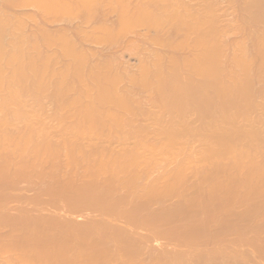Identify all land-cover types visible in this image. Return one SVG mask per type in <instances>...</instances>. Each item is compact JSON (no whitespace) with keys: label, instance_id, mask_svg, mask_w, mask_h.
I'll return each instance as SVG.
<instances>
[{"label":"bare ground","instance_id":"6f19581e","mask_svg":"<svg viewBox=\"0 0 264 264\" xmlns=\"http://www.w3.org/2000/svg\"><path fill=\"white\" fill-rule=\"evenodd\" d=\"M211 1V0H210ZM209 0H0V71H3V73H1L0 72V77H2L1 76V74H6V72H8L9 71V69H11L10 68V66H12V68H14L15 69V67H14V65H22V67L23 66H27V68H24V69H22L21 67H19V69H17V71H15L14 69H11V71H14V72H16V74L15 73H8V74H10V75H8L10 78H11V74H13V75H18V73L17 72H19L20 73V71H18V70H20L21 69V72L22 73H20V76L22 77V79H23V81H22V79L19 81V83L22 81V83L24 84L25 82H24V78H23V76L22 75H24V72L23 71H25L26 72V70L25 69H27V71H29L30 72V74H33L35 71L34 70H36V72H37V69L38 70H40L41 72H37V74H36V72H35V75H39V74H41V79H42V84H44V85H42L40 82V78L39 77H37V79H35L36 77H34L35 75L33 74V76H32V78H31V76H30V74H29V76H26L25 75V78L26 77H28L29 78V81L32 79H34L35 81H36V83L39 81V83H37L38 85V87H40L41 85L42 86H44V89H45V87H46V89H48V90H46V91H49L50 89L51 90H53L54 88L53 87H55L56 88V90L54 89V92L56 91V92H58L59 90V88H64L63 90H64V92H61V93H64L63 94V96H59V97H63L62 99H64L65 97H67V96H69V94H70V92L73 90V89H70L71 91H68L67 89H69L70 87L72 88V87H74V85L75 84H78V86L77 85H75V87H77V89L78 90H76V95H78V97H77V99L76 98H74L75 99V101L73 100V97L75 96L74 94L75 93H73V95L74 96H69L68 98H71V100L70 99H64L66 102H73V103H64V101L61 99H59V101H57V99L59 98H55L56 100L55 101H57L58 102V104L59 105H61V106H59L58 104H57V108L56 109H58L59 107H61V108H59L58 110H60V111H58V112H60L59 114L58 113H56L55 112V114H53V116L54 115H56V114H58L59 116L58 117H60V114H61V112H62V109H63V111H64V108L65 109H72V107H71V105L73 106V108L75 107V103H78L79 105L78 106H76L75 108L76 109H73V110H71V111H69V109L66 111V112H68L69 113V115L71 114V116H67V115H65V114H68V113H62V116H64V117H60L59 119H61L60 121H63L64 119H66L65 118V116L66 117H69V118H72V120H73V117L75 118V120H76V122L75 123H77V128L79 129L78 130V133L79 132H82L81 130H80V128H82V127H80V126H83L84 127V129H83V131L84 132H86L87 133V131H88V129H90L91 128V130H92V132L94 131L95 132V129L94 128H97L98 127V129H99V127L101 126H103V128L105 129V126L104 125H106V127H108L107 126V124H109L110 122H112L113 123V126H110V124H109V126L110 127H114L115 125V127H116V129H119L120 128V126H121V128H120V130H122L123 128L122 127H126V126H128V128L130 129V128H132L130 125V121H129V123H128V117L130 116V119L132 118V116H133V113L130 111L131 109H132V107H130L129 105H131V104H128L129 102V99H127L126 98V96H127V94H124V93H121L120 92V88L118 87L119 86V83L121 82L120 80H122V76L124 75V74H126V76H131L132 78L135 76V78L136 79H138L137 81L139 82V84H141L143 87H146L147 85L148 86H152V87H154L153 89H155L156 90V92H157V95H158V98H159V100H161V101H163L164 103H168V104H175L174 106H175V108H177L176 106L178 105V109H177V112L175 111V113L176 114H178V115H176V114H174L175 116H176V118H178V116H180L179 117V120H180V118H181V116L183 115V113H182V111H183V108L184 107H182V106H186V105H180V103H182L183 102V104H185L186 103V100H185V98L187 97V93H190V94H192L194 91H193V89L195 90V93H193V94H195V96H197V99H198V97H199V99L201 98V100L199 101V99L197 100V101H199L198 103H200L201 101H203V98L205 99V100H207V101H209V100H211V102L209 101V103H213V99H214V95L211 97V99L210 98H208V99H206L208 96H210V95H208L209 93H207V95H206V93H205V91H208L210 88L211 89H213V90H215V95H217L218 97H221L222 95H225L226 93L228 94V95H226V96H228L227 98H229V93L228 92H226L227 91V88L229 87L230 88V85L229 84H225V81L221 78V73L223 74V72H226L227 70H226V68L228 67H226L225 65V59H223V62H221L220 61V58L222 57H224L225 56V53L223 52V54H221L222 52H221V50H224L225 51V49L223 48L222 49V46L221 45H223V40H221V38H223V36H224V38H225V34L223 33L222 34V36H221V38H219V36L221 35V28H224L225 26H226V24L224 25V23L222 24L220 21H224V17L225 16H221V18H220V10H221V8L223 7H219V6H221V5H219L220 3H223L221 0H218V1H213V2H210ZM225 1V0H224ZM239 1V0H238ZM244 1V0H243ZM249 1H251V0H249ZM248 1V2H249ZM257 1V3L253 0V1H251V4H250V6H252L251 8H254L253 7V5H255V10H257V13H259L258 15H259V18H262V19H264V0H256ZM226 2H227V0H226ZM229 2H230V0H229ZM232 2V1H231ZM240 2H241V0H240ZM246 1H244L243 3L245 4V5H247L248 4V6H249V3H245ZM258 2H259V4H258ZM213 3V4H212ZM228 3V2H227ZM232 3H234V2H232ZM232 3H231V5H232ZM256 3V4H255ZM219 6H218V5ZM228 4H230V3H228ZM237 4V3H236ZM241 4V3H240ZM258 4V5H257ZM213 5H217V6H215V7H217L218 8V11H217V9L215 10V9H213ZM224 6H225V4H224ZM24 8H29V9H31L32 11H33V13H30V14H25L24 13V11H23V14H22V12H20L21 11V9L23 10ZM230 8V7H229ZM238 8V7H237ZM244 8V7H243ZM250 8V9H251ZM20 9V11L18 12V10ZM215 10L214 11V13L215 12H217V14H218V16L216 15V17H217V20H214L216 17H213V16H215V14L213 13V10ZM220 9V10H219ZM227 10V9H226ZM231 10H233V9H231ZM230 10V11H231ZM240 10V9H239ZM245 10V9H244ZM247 10H249V9H247ZM204 11H206V12H204ZM222 11H223V8H222ZM222 11H221V15L222 14H224L225 12H223L222 13ZM236 11V10H235ZM250 11V10H249ZM17 12V13H16ZM26 12V11H25ZM31 12V11H30ZM209 12H212L213 14V16L212 15H210L209 16ZM246 12V11H245ZM252 12H254V10L252 11ZM19 13H21V14H19ZM228 13V12H227ZM230 13V12H229ZM228 13V14H229ZM242 13V12H241ZM25 14V15H24ZM233 14V13H232ZM231 14V15H232ZM240 14V13H239ZM258 15H257V17H258ZM236 16V15H235ZM251 16V15H250ZM211 17H213L214 19V21H216V23L212 20V18ZM222 17H223V20H222ZM232 17V16H231ZM237 17V16H236ZM243 17V16H242ZM219 18L221 19V20H219ZM233 18V17H232ZM226 20V19H225ZM236 20V19H235ZM237 20H240V19H237ZM217 21L218 22H220L221 24L220 25H224L223 27H221L220 25H219V23H217ZM226 21H228V20H226ZM248 21V20H247ZM253 21V20H252ZM259 21V20H258ZM239 22V21H238ZM241 22V21H240ZM239 22V23H240ZM245 22H246V20H245ZM262 22V21H261ZM264 22V21H263ZM262 22V23H263ZM233 23V22H232ZM231 23V24H232ZM236 23H237V21H236ZM30 24H34L35 25V28L34 29H31L30 31H28V27H30L29 25ZM216 24H217V26H216ZM229 24V25H228ZM228 24H227V26L226 27H228V31H230V29H229V26H231L230 25V22H228ZM244 24V23H243ZM236 24H234V26H235ZM254 25V24H253ZM252 25V26H253ZM244 26V25H243ZM31 27H33V26H31ZM219 27H220V29H219ZM233 26H231L230 28H232ZM241 28V27H240ZM254 28V27H253ZM259 28V27H258ZM218 29L220 30L219 32H218ZM237 29V28H236ZM224 30V29H223ZM222 30V31H223ZM227 29H225V31H226ZM233 30V29H232ZM231 30V31H232ZM259 30V29H258ZM262 30V29H261ZM225 31H223V32H225ZM228 31H226V32H228ZM230 31V32H231ZM257 31V30H256ZM263 31V30H262ZM174 33V35H173V37H171V33ZM229 32V33H230ZM252 32V31H251ZM254 32V31H253ZM259 32V31H258ZM218 33H220V34H218ZM264 33V32H263ZM227 35V34H226ZM229 35V34H228ZM231 35V34H230ZM259 35V34H258ZM134 37L135 39H133L132 41H129V40H131L130 38L131 37ZM179 36H181V38L179 39L178 37ZM255 37H256V35H254ZM130 37V38H129ZM230 37V36H229ZM247 37V36H246ZM177 38H178V40H177ZM233 38V37H232ZM240 38V37H239ZM254 38V37H253ZM263 38V35L262 36H260V38L258 39V41H259V43H258V45H259V47H261L260 48V51H261V54L260 55H262V57H264V38ZM227 39V37L225 38V40ZM234 39V38H233ZM251 39V38H250ZM257 39V38H256ZM261 39V40H260ZM219 40H220V42L222 43H220L219 42ZM241 40V39H240ZM126 41H128V42H130L129 44H127V42ZM227 42V41H226ZM229 42V41H228ZM123 43H126V45L124 46V47H126V46H131V52L132 51H134V50H136V51H139L138 53H136V52H132V53H134L133 55H135L137 58H138V67H137V71H136V73H134V72H131V71H129V70H131L130 68H129V66L127 65L128 64V61L127 62H124L125 60H121V56L119 55H117V56H114V55H110V56H108L107 54H108V52H107V56L105 57V55L104 56H102V55H100L97 51H94V48H93V46H95V47H100L101 49H102V51L104 50L105 51V49L106 48H112V47H115V46H119V45H121V44H123ZM237 43V42H236ZM233 44H234V42H233ZM238 44H239V42H238ZM227 45V44H226ZM122 46V45H121ZM238 47V52H236V51H234V50H232V51H234L233 53V55L230 57V59L232 60V57H233V60H232V62L233 61H238V62H240V60H241V62L243 63V62H245L244 61V56L246 57V59H247V61L246 62H248V58H247V56H246V54H245V52H248V51H245L242 47L240 48V46H241V44H239V45H237ZM91 47H92V49H91ZM223 47H225V45L223 46ZM121 48V47H120ZM234 48V47H233ZM232 48V49H233ZM98 49V48H97ZM115 49V48H114ZM231 49V48H230ZM239 49H241V50H243L242 52L244 53V55H243V53L241 52V50H240V52H239ZM248 49V48H247ZM257 49V48H256ZM262 49V50H261ZM126 50H127V48H126ZM235 50H236V47H235ZM103 51V52H104ZM113 51V50H112ZM115 51V50H114ZM131 52H129V53H131ZM165 52H167V53H165ZM32 53L34 54L33 56H32ZM104 53H106V51L104 52ZM113 53V52H112ZM176 53V54H175ZM236 53V54H235ZM237 53H239V55H240V53H241V55H243V59H242V56L240 55H238L237 56ZM249 53H250V51H249ZM255 53V52H254ZM259 53V52H258ZM30 55V56H32L31 57V59L30 60H28L29 58L28 57H26L27 58V60L29 61H27V60H25V58H22V57H25V55ZM115 54V53H114ZM121 54V53H120ZM248 54V53H247ZM131 55V54H130ZM222 55V56H221ZM123 56V55H122ZM121 57V58H120ZM129 57V56H128ZM235 57H237V59L235 58ZM241 59H240V58ZM21 58V59H20ZM135 58V57H134ZM221 58V59H222ZM224 58H226V57H224ZM235 58V59H234ZM22 59H24V61H25V63H24V65H23V60ZM227 59H228V57H227ZM239 59V60H238ZM250 59V58H249ZM255 59V58H254ZM253 59V60H254ZM62 60L64 61V62H62ZM128 60H129V58H128ZM243 60V61H242ZM256 60V59H255ZM3 61V62H2ZM20 61H23V62H21L22 64H20ZM28 63H27V62ZM236 61V62H237ZM260 61V60H259ZM263 66H264V58H263ZM63 63V64H61L60 66H58L60 63ZM137 62V61H136ZM238 62L237 63H235V65L236 64H238ZM241 62H240V65H239V67L240 66H243L242 68H244V66H249L250 67V64H249V62L248 63H243L242 65H241ZM256 62H258V61H256ZM2 63H4V66H3V64ZM16 63V64H15ZM27 63V64H26ZM222 63L224 64L222 67H221V65H222ZM251 63V62H250ZM221 64V65H220ZM233 64H234V62H233ZM244 64H246V65H244ZM249 64V65H248ZM9 65V66H8ZM16 65V66H17ZM129 65H130V63H129ZM133 65V64H132ZM235 65H234V67H235ZM261 65V64H260ZM6 66H8V68L6 67ZM17 66V67H18ZM30 66L32 67V69H33V71L31 70V69H29L30 68ZM226 68H225V67ZM237 67H238V65H236ZM4 67H6V71L4 70V69H2V68H4ZM29 67V68H28ZM223 67H224V69H225V71H223L224 69H223ZM232 67V66H231ZM237 67H235V68H237ZM239 67H238V69H239ZM249 67H248V70H251V69H249ZM262 67V66H261ZM128 68H129V70H128ZM246 68V67H245ZM2 69V70H1ZM221 69H223V70H221ZM134 70V69H133ZM240 70H241V68H240ZM245 70H247V69H245ZM257 70V69H256ZM42 71H44V73H42ZM121 71L123 72V73H121ZM223 71V72H222ZM237 71V70H236ZM242 71V73H244V74H246V72L242 69L241 70ZM33 72V73H32ZM113 72V73H112ZM120 72V73H119ZM132 73V74H129V73ZM233 72H234V69H233ZM39 73V74H38ZM232 74V72L231 71H229V74ZM44 74V75H43ZM226 75H228V72L227 73H225ZM235 74V73H234ZM121 75V76H120ZM242 75V74H241ZM4 76H6V75H4ZM225 76V75H224ZM232 76H233V74H232ZM235 76V75H234ZM238 76V75H237ZM244 76V75H243ZM246 76V75H245ZM20 77V78H21ZM34 77V78H33ZM227 77V76H226ZM229 77H230V75H229ZM228 77V78H229ZM3 78H6L7 79V77H3ZM3 78H0L1 80H3ZM12 78L14 79V81L12 80ZM11 79H10V82H12V83H10V85L11 86H7L8 84H7V81L8 80H6L5 79V83L7 84L6 86H3V85H5L4 83H3V81H1L0 80V91H1V93H3L2 92V90L4 89V90H6V96H9V97H7V99L5 98V96H4V98L2 99V101H1V103H3V104H5V105H0L1 107L2 106H4V108L3 109H1V107H0V110H2V111H0V114H1V112L3 113V111H4V109H5V106H10L11 108H12V110H11V113H6V114H4V117H3V115H0V116H2L1 118L2 119H0L1 121L0 122H3V123H0V125L2 124L4 127L5 126H7V125H5V124H9V123H11L12 121H17V120H21L22 118H23V116H24V114H26V116H27V114L29 115V112H30V108H32V106H30V103H29V101H27V99H25V98H21L20 99V95L21 94H18L17 93V91L18 90H16V87L18 88L20 85L22 86V84H18V82H17V80H18V78L19 77H17V76H14V77H12ZM28 78H26V80L28 79ZM31 78V79H30ZM45 80H44V79ZM121 78V79H120ZM131 78V79H132ZM135 78H133V79H135ZM225 80H226V78L225 77H223ZM227 78V79H228ZM231 78H233V77H231ZM230 78V79H231ZM244 78V77H243ZM15 79H17V80H15ZM130 79V80H131ZM132 79V80H133ZM234 79V78H233ZM25 80V81H26ZM31 80V81H32ZM44 80V81H43ZM47 80V81H46ZM223 80V81H222ZM229 80V79H228ZM240 79H238V81H239ZM16 81V85H14L13 84V82H15ZM46 81V82H45ZM79 82V83H77V82ZM123 81H124V79H123ZM233 83L235 82V79H234V81L233 80H231ZM237 80H236V82H238ZM76 82V83H75ZM130 82V81H129ZM228 82H230V81H228ZM35 83V82H34ZM36 83H35V85H36ZM46 83V84H45ZM73 83H75V84H73ZM124 83H125V81H124ZM123 83V84H124ZM232 83V84H233ZM239 83H242V80L241 81H239ZM239 83H237V86H236V83H235V85L233 84V86H232V84H231V86H232V88L231 89H233L234 88V86H236L237 88H239ZM246 83V82H245ZM41 84V85H40ZM51 84V86H53L52 88H49V87H51V86H49V85ZM65 84V85H64ZM66 84H68L67 86H66ZM70 84V85H69ZM80 84H82L81 86H80ZM13 85L14 86H16V87H13ZM19 85V86H18ZM35 85H33V86H35ZM63 85L64 86H66V87H63ZM128 85V84H127ZM191 85V86H190ZM197 87V89H198V87H199V90H198V92L199 91H203L202 93L200 92V95L198 96V92H197V95H196V87ZM249 85H251V84H249ZM40 87V88H36V86L34 87L38 92H40V90H41V92L43 93V87ZM49 86V87H48ZM68 86H70V87H68ZM80 86V87H79ZM85 86V87H84ZM135 86H136V84H135ZM139 86V85H138ZM150 86V87H151ZM193 86L195 87V88H193ZM3 87H5V88H7V89H5V88H3ZM9 87V88H8ZM11 87H13V90H16V91H13L12 90V88ZM23 87H25L26 88V85L25 86H22V89H23ZM84 89V90H82L81 91V93H80V90L79 89H82V88ZM123 87V86H122ZM151 87V88H152ZM189 87H190V89L191 90H188L189 89ZM244 87V86H243ZM242 86H241V88H243ZM20 89H21V87H19ZM18 88V89H19ZM24 88V89H25ZM66 88V89H65ZM188 88V89H187ZM207 88V89H206ZM209 88V89H208ZM228 88V89H229ZM236 88V89H237ZM23 89V90H24ZM129 90L130 89H132V88H128ZM137 89V88H136ZM231 89H229L230 91H231ZM235 89V88H234ZM252 89V88H251ZM254 89V88H253ZM22 90V91H23ZM26 90V89H25ZM58 90V91H57ZM133 90V89H132ZM132 90H131V92H132ZM138 90V89H137ZM143 90V89H142ZM147 90H149V89H147ZM151 91H152V89H150ZM186 90H188V91H190V92H187L186 93ZM212 90V91H213ZM228 90V91H229ZM243 90H245V88L244 89H242V91ZM21 91V90H20ZM28 91H30V89L28 90ZM62 91V90H61ZM127 91V90H126ZM136 91V90H135ZM134 91V92H135ZM191 91H193L192 93H191ZM236 91V90H235ZM24 92H26V91H24ZM32 92H34V91H32ZM60 92V91H59ZM66 92H67V94H66ZM75 92V91H74ZM78 92L81 94V95H79L78 94ZM124 92V91H123ZM144 92V91H143ZM211 92V91H210ZM255 92V91H254ZM0 93V94H1ZM7 93H8V95H7ZM29 93V92H28ZM27 93V94H28ZM47 93H49V92H47ZM46 93V94H47ZM52 93V95L54 94L53 92H51ZM60 93V94H61ZM72 93V92H71ZM127 93L128 94H130V92H128L127 91ZM151 93V92H150ZM217 93V94H216ZM241 93V92H240ZM248 92L246 91V94H247ZM190 94L188 95V97L190 96ZM204 94H205V96H204ZM231 94H233V92L231 93ZM243 94V93H242ZM254 94V93H253ZM3 95H5V94H3ZM19 95V96H18ZM59 95V94H58ZM144 95V94H143ZM220 95V96H219ZM241 95V94H240ZM244 95V94H243ZM32 96H34V95H32ZM44 96V95H43ZM54 96V95H53ZM57 96V95H56ZM65 96V97H64ZM80 96V97H79ZM82 96V97H81ZM142 96V95H141ZM217 96H215V98L217 97ZM248 96V95H247ZM254 96V95H253ZM263 96V95H262ZM19 97V98H18ZM37 97V96H36ZM40 97H41V95H40ZM47 97V96H46ZM88 97V98H87ZM128 100H126L125 98ZM128 97V96H127ZM153 97V96H152ZM217 97V98H218ZM251 97V96H250ZM78 98L80 99H82L83 98V100H79L78 101ZM149 98V97H148ZM157 98V97H156ZM221 98H223L224 99V97H221ZM231 98V97H230ZM4 99H6V100H4ZM20 99V100H19ZM47 99V98H46ZM84 99H86L87 101L85 102V100ZM91 101H90V100ZM92 99H96V100H98L99 101V99L101 100V99H103V100H101V105H107L108 106V104H109V106L110 105H113V108H114V110H111L112 109V107H111V109H109L110 107H107L106 108V110H108L109 112L106 114V110H105V114L103 113V109H101L102 111V113L105 115H102V114H100L101 112H100V109H99V107H100V104H96V105H99V107L98 106H96L94 103L96 102H92ZM187 99V98H186ZM218 99H220V98H218ZM243 99V98H242ZM22 100V101H21ZM24 100H26L25 102H23ZM32 100V99H31ZM36 100H37V98H36ZM73 100V101H72ZM90 102H89V101ZM105 100H107V102L109 101V100H111L112 102L114 101V103L112 104V102L111 101H109V102H111V103H107V102H105L104 103V101ZM148 100V99H147ZM185 100V101H184ZM204 100V101H205ZM230 100V99H229ZM232 100H234V99H232ZM244 100V99H243ZM4 101V102H3ZM6 101V102H5ZM103 101V102H102ZM125 101H127L128 103L126 104V105H124L123 106V104H124V102ZM132 101V100H131ZM204 101L202 102V103H200L201 104V106L203 105V103H204ZM207 101H205V104H206V102ZM221 101V100H220ZM219 101V102H220ZM223 101V100H222ZM39 102H40V100H39ZM38 102V103H39ZM53 102V101H52ZM61 104H60V103ZM64 104H66L67 106L65 107V105H63V103ZM80 102H84V105L82 104V103H80ZM89 102V103H88ZM137 102H139V101H137ZM143 102H145V101H143ZM154 102H155V100H154ZM191 102V101H190ZM226 102V101H225ZM247 102H249V101H247ZM251 102V101H250ZM255 102V101H254ZM261 102V101H260ZM7 103V104H6ZM26 103V104H25ZM29 103V104H28ZM44 103V102H43ZM102 103H104V104H102ZM107 103V104H106ZM126 103V102H125ZM152 103V102H151ZM177 103V104H176ZM189 103V102H188ZM208 103V102H207ZM217 104H218V102H216ZM244 103V102H243ZM23 104H25V106L26 105H29V106H27L26 108H24V105ZM54 104H55V102H54ZM69 104H71L70 106H69ZM80 104H81V107H82V109H79V110H81V113L80 114H82V115H80V114H78L77 115V112L79 111L78 110V108H81V107H79L80 106ZM115 104H117L116 106H115ZM138 104V103H137ZM143 104V103H142ZM150 104V103H149ZM221 104V103H220ZM234 104V103H233ZM256 104V103H255ZM254 104V105H255ZM263 104V103H262ZM12 105V106H11ZM34 105V104H33ZM40 105V104H39ZM46 105V104H45ZM53 105V104H52ZM119 105H122V107H123V109L119 106ZM145 105V104H144ZM193 105H195V104H193ZM243 105H245V104H243ZM242 105V106H243ZM13 106H17V108H19V106H21L22 108H20V109H14V108H16V107H14L13 108ZM41 106V105H40ZM59 106V107H58ZM96 106V107H95ZM115 106V107H114ZM119 106V107H118ZM127 106V107H126ZM128 106H129V108H128ZM138 106V105H137ZM136 106V107H137ZM141 106V105H140ZM150 106V105H149ZM160 106V105H159ZM162 106V105H161ZM173 105H169V107L171 108ZM174 106L170 109L171 111H172V109H173V111H174ZM179 106H180V108H179ZM192 106V105H191ZM214 106H216V105H214ZM231 106V105H230ZM237 106V105H236ZM6 107V108H7ZM28 107H30L29 109H28ZM42 107H43V105H42ZM50 107V106H49ZM64 107V108H63ZM118 107V108H117ZM125 107V108H124ZM142 107V106H141ZM152 107V106H151ZM166 107V106H165ZM182 107V108H181ZM248 106H246V108H247ZM264 107V106H263ZM9 108V107H8ZM10 108V109H11ZM51 108H52V106H51ZM102 108V107H101ZM127 108L129 109V111L131 112V114L130 113H128V111H127ZM144 108V107H143ZM160 108V107H159ZM185 108H187V106L185 107ZM189 108H190V106H189ZM188 108V109H189ZM203 108V107H202ZM216 108H218L217 106H216ZM232 108V107H231ZM244 108V107H243ZM13 109L14 110H17V111H19L20 113H21V115H20V113H19V116H21L20 117V119H17L18 117L17 116H15V115H17L18 113H16V112H14L13 111ZM21 109H23L22 111H21ZM24 109H26V110H29V112L28 111H26V113L24 112L25 110ZM48 109V108H47ZM96 109H99L98 110V112H97V110ZM126 110L125 111V114H123V110ZM157 109V108H156ZM180 109V110H179ZM181 109H182V111H181ZM191 109V108H190ZM196 109H197V107H196ZM195 109V110H196ZM248 109V108H247ZM35 110H36V107H35ZM40 110H41V108H40ZM76 110H78L77 112H76ZM110 110H111V112H112V114L114 113V112H116V111H118V110H122L121 111V113L118 111V113H115V116H117L118 118H116L115 117V119H114V117H109L110 115L111 116H114V115H112V114H109L110 113ZM116 110V111H115ZM138 110V109H137ZM145 110V109H144ZM164 110V109H163ZM184 110H187V109H184ZM192 110V109H191ZM199 110V109H198ZM205 110V109H204ZM216 110V109H215ZM235 109H233V112H232V114H229V116H228V118H230L229 120H227L226 118H224L223 119V126H224V124H226L227 122L229 123V125H228V123H227V125L229 126V129L231 130V128L233 127H235V126H233L232 125V122H233V120H234V122H235V124L234 125H237L234 129L232 128V132H230V130L228 129V126H226V127H224V128H226V129H223L226 133H223L224 135H225V137L226 136H229V135H231L232 134V137L231 136H229V138H230V140L228 139V137H227V139L229 140V142H228V140H227V144L229 143V145H227L226 143H225V141H226V138H224V136L222 137V134H221V137H220V139L218 138V139H214L213 137H210L211 139L213 138L214 139V145L216 144V146H217V144H222V149H224L225 151L226 150H229V154H228V152H227V154L225 153L224 154V152H222L224 155H222L221 154V152H220V150H222L220 147H218L217 146V150H219V152H218V154L216 153L217 152V150H216V155H215V158H217V157H219V154L221 155L220 157H219V161H220V159H221V157L223 156L224 158H222V159H224L225 160V158H230V162H231V160H233V161H236L237 162V160H239V159H237L238 157L240 158V162H241V160H245L246 159V161H252V159L251 160H249V158H253L254 159V156L255 155H253V153L251 152V154L250 155H252V156H250L249 155V149L248 148H250V146H248L247 144L249 143V145H251V147H253L252 146V144H250V143H252V141L254 142V143H256L255 142V138H257V137H259V136H257L256 137V135H258L259 134V132H258V134L256 133L258 130L257 129H255V131H253L254 129H252L253 127L251 126V125H249V122H246L247 123V125L246 126H244L243 127V123H242V127L243 128H241V126H240V124H237L238 123V121H237V114H238V116H241L243 113V110H242V114L240 115V113H237V112H235L234 111ZM245 110V109H244ZM37 111V110H36ZM39 111V110H38ZM50 111V110H49ZM114 111V112H113ZM133 111H134V109H133ZM139 111V110H138ZM143 111V110H142ZM142 111H141V114H143L142 113ZM147 111V110H146ZM145 111V112H146ZM155 111V110H154ZM156 111H158V110H156ZM173 111H172V113H173ZM181 113H180V112ZM190 111V110H189ZM201 111V110H200ZM217 111V110H216ZM226 111V110H225ZM239 111H240V108H239ZM10 112V111H9ZM24 114H23V113ZM33 112V111H32ZM32 112H30L31 113V115L29 116V117H33L34 118V116H33V114L34 113H32ZM71 112V113H70ZM76 112V113H75ZM136 112V111H135ZM140 112V111H139ZM144 112V111H143ZM148 112H150V111H148ZM147 112V113H148ZM164 112V111H163ZM183 112H186V111H183ZM191 112V111H190ZM207 112V111H206ZM223 112V111H222ZM234 112L235 113H237L236 115H234ZM255 112V111H254ZM259 112V111H258ZM38 114L39 112H35V114ZM42 113H43V110H42ZM52 113V112H51ZM127 113V114H126ZM155 113V112H154ZM195 113H197V112H195ZM199 113V112H198ZM212 113V112H211ZM225 113V112H224ZM231 113V112H230ZM9 114V115H8ZM11 114H13L12 116H14L15 117V120L14 119H12V118H10L11 117ZM36 114V116H35V119L37 120V124H36V126L34 125V123H33V120H32V122H31V120L29 121L28 119H30V118H28V119H24L25 121L26 120H28L30 123H33V125H30V123L28 122L27 123V127L30 125V127H29V129H31V127L33 128V129H31V130H34V127H35V129H36V127L38 126V125H40L41 123H45V122H41L42 121V119H44V118H46V117H44V118H42L41 119V117H40V119H39V117H37V116H39V115H37ZM77 116H76V115ZM98 114H100L101 115V118L102 117H105L104 119L102 118V120H103V122H104V124L102 123V120H101V118H100V115H98ZM117 114V115H116ZM121 114V116H119ZM130 114V115H129ZM150 114V113H149ZM160 114H161V112H160ZM167 114H170V112L169 113H167ZM166 114V115H167ZM182 114V115H181ZM205 114V113H204ZM227 114V113H226ZM47 115V114H46ZM52 115V114H51ZM95 115H97L98 116V118L97 119H99V120H101V121H97V120H94V119H96V117H95ZM109 115V116H108ZM122 115H124V117L126 116V115H128V116H126L127 118V122L125 121V119H123L122 118ZM132 115V116H131ZM137 115V114H136ZM171 115V114H170ZM174 115H173V117H174ZM186 114H184V116H182V121H179V120H177L176 122H178L179 121V123H176V125H175V122L173 123V125H172V127L170 126V124L169 125H166V126H169V127H166L165 129L163 128V127H161V129L159 128V131L160 130H162L161 131V133H157L160 137H161V135H162V137H164L165 136V138H167V137H169L170 136V134H169V136H167L165 133H167V132H169V133H171V135L173 136H171V137H169V138H167V141H165V143L164 144H160V146L162 147V148H164V147H166L165 149H167V148H169V149H174V151H173V149L172 150H169V149H167V150H169V153H170V151H171V153H170V155L171 154H173L174 153V155H172L171 156V158H167V157H170V156H165L166 158L165 159H169V160H167V162H170L171 160L170 159H173L172 157H174L175 155H177L176 153L178 152H180L179 151V149L180 148H182V147H180V148H178L181 144H182V142H184V140H185V138L188 136H191V135H187L186 134V132L188 131L187 129H189V127H188V122H186L187 124H184L183 122H185V120H186V116H185ZM193 115V114H192ZM214 115V114H213ZM221 115V114H220ZM223 115V114H222ZM231 115H232V117H236L235 119L234 118H232L231 117ZM234 115V116H233ZM245 115H246V113H245ZM244 115V117H246ZM7 116H10V117H8V118H10V119H8V118H6ZM26 116H25V118H26ZM40 116H42V115H40ZM57 116V115H56ZM81 116H83L84 118H86V116L88 117V116H90V117H88V118H86V119H82L83 117H81ZM91 116H93V117H95V118H93V117H91ZM106 116H108L107 117V119H111V120H107L106 119ZM145 116V115H144ZM148 116V114L146 115V117ZM150 116V115H149ZM152 116H154V115H152ZM243 116V115H242ZM249 116H251V115H249ZM258 116V115H257ZM13 117V118H14ZM37 117V118H36ZM43 117V116H42ZM78 117V118H77ZM80 117V118H79ZM154 117H159V115L158 116H154ZM162 117V115L159 117V118H161ZM185 117V118H184ZM220 117V116H219ZM222 117V116H221ZM225 117V116H224ZM243 117V121H246V120H244L245 118ZM248 117V116H247ZM55 118V117H54ZM57 118V117H56ZM91 118H93V119H91ZM149 118V117H148ZM164 118V117H163ZM167 118V117H166ZM171 118V117H170ZM184 118V119H183ZM195 118V117H194ZM204 118V117H203ZM203 118H201V119H203ZM6 119H8V121L10 120V122H8ZM38 119H39V122H38ZM52 119V118H51ZM50 119V120H51ZM82 119V120H81ZM117 119V124L115 123L116 121H114V120H116ZM119 119H121V120H123V121H125L124 122V124H125V126H122V124H119V123H121L120 121H119ZM133 119H134V117H133ZM155 119V118H154ZM187 119H188V117H187ZM212 119V118H211ZM217 119V118H216ZM232 119V120H231ZM247 119V118H246ZM254 119V118H253ZM36 120L34 121V122H36ZM41 120V121H40ZM79 120H81L80 121V123H79ZM83 120L84 121H86V122H83ZM88 120V121H87ZM92 120H94V122L96 121V127H94V123H93V126H91V127H89V125H91L92 124ZM106 120L107 121H110L109 123H107L106 122ZM138 120V119H137ZM151 120H153V119H151ZM150 120V121H151ZM174 120H176L175 118H174ZM184 120V121H183ZM198 120V119H197ZM214 120V119H213ZM218 120V119H217ZM252 120V119H251ZM44 121V120H43ZM49 121V120H48ZM57 121V120H56ZM59 121V120H58ZM91 121V122H90ZM141 121V120H140ZM159 121H160V119H159ZM159 121L157 122V123H159ZM165 121H167V120H165ZM170 121H172V119L170 120ZM187 121V120H186ZM190 121L191 120H189V123H190ZM201 121V120H200ZM199 121V122H200ZM216 121V120H215ZM215 121L214 122H212V125H213V123H215ZM220 121H221V118H220ZM247 121H248V119H247ZM5 122V123H4ZM83 122V123H82ZM88 122V124H86ZM90 122V123H89ZM132 122V121H131ZM143 122V121H142ZM149 122V121H148ZM147 122V123H148ZM156 122V121H155ZM198 122V121H197ZM226 122V123H225ZM233 122V123H234ZM14 123V122H13ZM70 123H71V121H70ZM82 123V124H81ZM98 123H100L99 125H98ZM107 123V124H106ZM123 123V122H122ZM126 123H127V125H126ZM170 123V122H169ZM193 123V122H192ZM202 123V122H201ZM58 124V123H57ZM79 124V125H78ZM81 124V125H80ZM83 124H85V126L83 125ZM103 124V125H102ZM150 124V123H149ZM197 124V123H196ZM208 124V123H207ZM206 124V125H207ZM209 124L211 125V123H210V121H209ZM216 124V123H215ZM220 124V123H219ZM1 125V126H2ZM10 125V124H9ZM42 125V124H41ZM41 125H40V127L38 128V129H36V130H38V131H36V132H39V133H41V129H44V125H42V127H41ZM47 125L49 126V124H48V122H47ZM61 125V124H60ZM59 125V127L61 128V126ZM76 125V124H75ZM133 125V124H132ZM148 125V124H147ZM161 125V124H160ZM187 125V126H186ZM194 125H195V123H194ZM210 125H209V127H210ZM0 126V128H4V127H1ZM34 126V127H33ZM151 126V125H150ZM149 126V127H150ZM156 126H157V124H156ZM159 126V125H158ZM158 126H157V128H158ZM215 125H213V127H214ZM222 126V127H223ZM232 126V127H231ZM251 128H250V127ZM26 127V126H25ZM47 127V126H46ZM54 127V126H53ZM59 127H57V128H59ZM63 127V126H62ZM66 127V126H65ZM80 127V128H79ZM88 127V128H87ZM94 127V128H93ZM135 127V126H134ZM155 127V126H154ZM186 127H188V128H186ZM194 127V126H193ZM196 127V126H195ZM200 127V126H199ZM205 127V126H204ZM237 127L239 128L238 130H237V132H238V134H239V132L240 133H242V135L245 133V136H242V135H240V136H242V137H245V139H246V142L245 141H243V140H245L244 138H243V140H242V142H245L244 144H246L245 146H248V147H246L245 148V146H243L242 148L239 146V148H238V144H240V143H238L237 141V145H235L236 144V142H234V141H232L233 139H236L235 137L237 136V132L235 133L234 131H236V129H237ZM246 127H248V129L246 130ZM41 128V129H40ZM51 129V126L50 127H48V129ZM59 128V129H60ZM71 129L72 128V126L71 127H67V128H65V129ZM87 128V129H86ZM142 128H144V127H142ZM153 128V127H152ZM163 128V129H162ZM192 128V127H191ZM216 126L214 127V130L213 129H211V130H213V131H211L210 132V130H209V132H210V136H211V133H212V136H213V133L215 134V132L216 131H218L219 130V128L217 127L216 129ZM221 128V127H220ZM241 128V129H240ZM261 128V127H260ZM262 128H263V126H262ZM45 129H47V128H45ZM44 129V130H45ZM47 129V130H48ZM65 129H63L64 131H65ZM98 129H96V131L98 130ZM115 129V128H114ZM141 129V128H140ZM218 129V130H217ZM250 129H252V131L251 132H249L250 131ZM264 129V128H263ZM262 129V130H263ZM2 130V129H1ZM10 130V129H9ZM22 130V129H21ZM43 130V131H44ZM53 130H54V128H53ZM61 130V129H60ZM63 130H61V131H59V132H62L65 136H66V133L67 132H71L72 130H73V128H72V130L71 131H63ZM77 130V129H76ZM87 130V131H86ZM91 130H89L88 131V133L89 132H91ZM101 130H102V128H101ZM106 130V129H105ZM124 130V129H123ZM153 130V129H152ZM151 130V131H152ZM163 130L165 131L164 133H163ZM187 130V131H186ZM192 129H189V133L191 134V131ZM207 130V131H208ZM216 130V131H215ZM222 130V131H223ZM229 130V131H228ZM234 130V131H233ZM246 130V132H244ZM257 130V131H256ZM28 131V130H27ZM35 131V130H34ZM50 131V133H51V135H50V137L52 136V132L54 133V132H56V131H52V129L51 130H49ZM100 130H98V135H99V141L101 140V135H100V132H99ZM103 131V130H102ZM118 131V130H117ZM127 131V130H126ZM158 131V132H159ZM203 131V130H202ZM223 131V132H224ZM230 132V133H228V132ZM260 131V130H259ZM1 132H4V130L3 131H1ZM0 132V137H2L3 136V138H2V141H0L1 142V144L4 142H6V143H10V145H12L11 144V142H10V140L8 141L7 139H8V136L7 137H5L6 135H3V133H1ZM7 133H9V131H6ZM13 132V131H12ZM23 132H24V129H23ZM33 131H30V133H32ZM76 133H77V131H75ZM75 132H73V133H75ZM91 132V133H92ZM94 132L92 133V134H86V133H84L85 134V136H84V134L82 135V133L80 134H74V135H81V137H77V138H75V137H73L74 135H72L71 134V137H69V136H67V139L68 138H71L70 140L68 139L67 141L68 142H70V143H68L70 146H72L71 148L72 149H74V147L75 148H77L78 146H79V144L80 145H83V144H85L86 143V140H88V139H90L89 141H92V143L93 142H95V143H97V142H99V141H97L96 142V140H97V138L96 137H98V135L97 136H95L94 137V135H96L97 133L95 132V134H94ZM104 132H106L107 133V131H104ZM120 132V131H119ZM145 132V131H144ZM181 132H183V133H185L186 135V137L184 136V134H183V137H181L182 136V134H181V136L179 135ZM187 132V133H188ZM193 132V131H192ZM208 132V133H209ZM249 132V133H248ZM255 132V133H254ZM5 133V132H4ZM34 133V132H33ZM32 133V134H33ZM38 133V134H39ZM47 134V137L46 138H48V135H49V133H48V131L46 132ZM127 133H128V131H127ZM140 133V132H139ZM143 133V132H142ZM179 137L180 136V139L182 138V140H180V141H182V142H180L179 140H178V137L176 136V141H175V139H174V143H173V145L174 144H176L178 141V143L174 146V147H172V145H171V147L172 148H170L169 146H167V145H169L170 144V138H171V140H173L172 138H175L174 137V135L175 134ZM178 133V134H177ZM203 134L205 133V131H203L202 132ZM207 133V132H206ZM208 133H207V136H208ZM220 133V132H219ZM6 134V133H5ZM25 134H27V132L25 133ZM43 134H45L44 132H43ZM60 134V136L61 137H63V135L61 134V133H59ZM58 134V131H57V135H59ZM102 134H103V132H102ZM129 134V133H128ZM161 134V135H160ZM196 134V133H195ZM198 134H199V132H198ZM201 134V133H200ZM217 134V133H216ZM233 134H234V136H233ZM235 134H236V136H235ZM10 135V134H9ZM21 135V134H20ZM37 135V134H36ZM46 135H44V136H46ZM67 135H70L69 133H67ZM87 135H88V138H85V142H84V137H87ZM126 135V134H125ZM157 135V136H158ZM164 135V136H163ZM202 135V134H201ZM218 135V134H217ZM40 136H41V134H40ZM54 136V135H53ZM64 136V137H65ZM84 136V137H83ZM103 136V135H102ZM143 136V135H142ZM148 136V135H147ZM159 136H158V138H159ZM194 136V135H193ZM215 136V135H214ZM239 136V135H238ZM10 137V136H9ZM21 137H23V136H21ZM25 137V136H24ZM27 137V136H26ZM23 138V139H21V140H23V142H24V144H23V142L21 141V143H22V145L23 146H20V145H18L19 144V142L16 144V146H14V147H17V148H22V150L21 149H15L16 150V152H17V150H19L20 152L21 151H23L22 153L23 154H25L24 153V150L26 151V150H28V148H30L29 146L31 145V144H29V146L28 147H26V145L28 144V143H30V141H29V137H27V138H29V139H27V138ZM38 137V136H37ZM37 137H36V139H37ZM60 137V138H61ZM63 137V138H64ZM89 137H92V138H89ZM96 138L95 140H92V139H94V138ZM152 137V136H151ZM197 137V136H196ZM200 137V136H199ZM217 137V136H216ZM66 138V137H65ZM73 138H75V141H77V140H81V138H82V140L83 141H79L80 143L78 144L77 142V144H78V146L76 145V143H73V144H71L72 142H74L73 140ZM79 138V139H78ZM104 138V137H103ZM120 138H121V136H120ZM210 138H206L207 140H209ZM222 138H224L225 139V141L222 139ZM239 138V137H238ZM238 138H237V140H238ZM241 138V137H240ZM261 137H259L258 139H260ZM14 139H16V138H14ZM35 139V138H34ZM39 139H42L41 137L39 138ZM129 139H132V138H129ZM138 139V138H137ZM222 139V140H221ZM232 139V140H231ZM242 139V138H241ZM241 139H239V140H241ZM258 139H256V141H258ZM5 140H7V141H5ZM19 140V139H18ZM26 140V141H25ZM31 140V139H30ZM43 140V139H42ZM51 140V139H50ZM58 140V139H57ZM111 140V139H110ZM128 140V139H127ZM136 140V139H135ZM140 140V139H139ZM142 140V139H141ZM178 140V141H177ZM221 141V142H216V141ZM262 140V139H261ZM29 141V142H28ZM45 141H47V139L45 140ZM66 141V142H67ZM117 141V140H116ZM170 141V142H169ZM186 141V140H185ZM224 141V142H223ZM230 141H232V143H235L233 146L230 144L231 142ZM15 142V141H14ZM42 142V141H41ZM58 142V141H57ZM64 142V144H65V139H63V141L61 142V143H63ZM120 142V141H119ZM138 142V141H137ZM140 142V141H139ZM173 142V141H172ZM171 142V143H172ZM209 142V141H208ZM212 142V141H211ZM259 142V141H258ZM20 143V144H21ZM26 143V144H25ZM31 143H32V141H31ZM47 143V142H46ZM55 143V142H54ZM87 143L89 144V142L87 141ZM86 143V144H87ZM103 143V142H102ZM105 143V142H104ZM136 143V142H135ZM144 143V142H143ZM167 143H169V144H167ZM189 143V142H188ZM0 144V145H1ZM38 144H41L40 142H38ZM121 144V143H120ZM119 144V145H120ZM132 144H134V143H132ZM139 144V143H138ZM142 144V143H141ZM167 144V145H166ZM180 144V145H179ZM199 144V143H198ZM211 144V143H210ZM213 144V143H212ZM225 144V146H223ZM244 144H242V145H244ZM5 144H3V146H4ZM42 145H44V146H46L47 144H43L42 143ZM66 145V144H65ZM65 145H62L63 147H65ZM68 145V146H69ZM77 147H76V146ZM95 146H96V144H94ZM94 145H92V147L94 146ZM118 145V146H119ZM162 145H164V147L162 146ZM231 145V146H230ZM241 145V144H240ZM262 145V144H261ZM3 146H2V148L0 149V150H2V152L1 153H3L2 155H6V154H8L9 152H5V148H3ZM40 146V145H39ZM43 146V147H44ZM48 146H49V148H52L49 144H48ZM48 146H46V147H48ZM106 146H107V144H106ZM128 146V145H127ZM144 146V145H143ZM193 146H194V144H193ZM234 146H236V149H238V150H235V147ZM254 146H256V145H254ZM23 147H25V148H27V149H24ZM32 147V146H31ZM37 147V146H36ZM41 147V146H40ZM43 147H41V148H43ZM46 147H44V148H46ZM80 147V146H79ZM79 147H78V149H79ZM83 147L84 146H81L80 147V150L81 149H83ZM104 147V146H103ZM129 147V146H128ZM133 147V146H132ZM145 147H146V145H145ZM153 147V146H152ZM152 147H150V148H152ZM185 147V146H184ZM187 148H188V146H186ZM197 147V146H196ZM40 148V149H41ZM43 148V149H44ZM62 148V147H61ZM67 149L69 148V150H71L70 149V147H66ZM139 148V147H138ZM140 148H141V146H140ZM150 148L147 150L146 148H144V149H146V153L148 152H150L149 154L151 155L150 157H151V160H152V157H153V159H155L157 156H160L159 154H161V152L162 151H159V150H155L154 149V147L152 148V150L154 149L157 153H159V154H157L155 151V153L156 154H153V156H152V154L151 153H154V152H151L152 150H150ZM176 148V149H175ZM177 148H178V151H177ZM206 149H207V147H205ZM205 148H198V149H201V150H204ZM219 148V149H218ZM226 148H229V149H226ZM231 148H233L236 152H235V154H233V152H234V150L233 149H231ZM241 148V150H242V152H241V150H239ZM260 148H262V147H260ZM4 149V150H3ZM39 149V147H37V151H39L40 150ZM66 149V150H67ZM77 149V150H78ZM88 149V148H87ZM94 149V148H93ZM124 149H126V150H128L126 147L124 148ZM132 148H130L129 150H131ZM134 149V148H133ZM186 149V148H185ZM193 149V148H192ZM195 149V148H194ZM205 149V150H206ZM215 149H216V147H215ZM244 149H246V150H244ZM247 149H248V151H247ZM252 148H250V151H252L251 150ZM8 151H10L9 149H7ZM14 150V151H15ZM31 150V149H30ZM29 150V151H30ZM46 150H49V149H47L46 148ZM46 150H42V152L43 151H46ZM55 150V149H54ZM69 150H67V152L69 151ZM76 150V149H75ZM85 150V149H84ZM84 150H81V151H79L80 153H81V155H82V157L80 156V153L78 154L79 155V157H81V158H78L79 160H81V162H82V164L84 165V162H85V160L87 161V160H90V159H88V155L86 154V152L84 151ZM97 150H99V149H97ZM113 150V149H112ZM117 150V149H116ZM121 150V149H120ZM128 150V151H129ZM137 150H139V149H137ZM137 150H135L134 149V154H136V151ZM188 150V149H187ZM205 150L203 151V152H201L200 151V153H199V155H198V157L200 156V154L202 153V155L203 154H205L206 153V155L208 156L209 155V149H207L208 150V152L209 153H207V150H206V152H205ZM233 150V152L231 153V155H232V157H231V155H230V152ZM256 150V149H255ZM255 150H254V148H253V151L255 152ZM4 151V152H3ZM28 151V152H29ZM32 151V150H31ZM41 151V150H40ZM39 151V152H40ZM72 151V150H71ZM71 151H69V152H71ZM118 151V150H117ZM123 151V150H122ZM122 151H120L121 153H123V154H125L124 156L121 154V156H119V154H120V152L118 151V153L117 152H115V155L116 154H118L117 156H115V157H117V158H115L114 157V153L112 154V153H110V154H107L108 156L106 157V155H105V157L107 158V160H108V158L110 159L112 156L115 158H113V159H111V160H108L109 161V163H111V165L113 164L114 165V163H112L114 160L116 161L117 159V163H118V161L120 162V161H122V160H119V158H130V156L133 154L132 152V154L131 155H129L128 157H126V153H128V151H126V153H124V152H122ZM144 151V150H143ZM142 151V152H143ZM163 151H166V150H163ZM237 151H238V153H237ZM239 151H240V153H239ZM244 151V152H243ZM12 152V151H11ZM10 152V153H11ZM27 152V151H26ZM39 152H33V153H31V154H34V153H36V155L34 154V157L36 156V158H37V154H39ZM47 152V151H46ZM53 153V151H50V153ZM85 152V153H84ZM90 152V151H89ZM110 152V151H109ZM188 152H189V150H188ZM191 152V151H190ZM249 152V153H248ZM0 153V154H1ZM13 153V152H12ZM19 153V152H18ZM49 153V152H48ZM74 153H77V152H75L74 151ZM101 153V152H100ZM103 153V152H102ZM139 153H140V155H141V151L139 150L138 151V154L137 155H139ZM144 153V152H143ZM148 153L147 154H145L144 153V155H148ZM169 153H167V154H169ZM186 153H187V151H186ZM185 153V154H186ZM243 153V154H242ZM244 153H247V155H246V157H249V158H246L245 157V155H244ZM261 153V152H260ZM16 154V153H15ZM14 154V155H15ZM28 154V153H27ZM41 154V153H40ZM69 154H71V153H69ZM73 154V153H72ZM133 154V156L135 157L134 158V160L132 159L133 157L131 156V158L130 159H132V160H129V162L130 163H132V164H134V166L136 167L137 165H135V164H137V163H134V161H138V160H140L139 159V157H137L138 159L136 160V156ZM166 154V153H165ZM182 154V153H181ZM190 154H192V153H190ZM236 154H238L237 155V157H236ZM241 154L242 155H244V156H241ZM2 155H0L1 157H2ZM9 155V154H8ZM20 155H22L21 153H20ZM44 155V157L47 155L46 153L45 154H43ZM43 155L41 156V155H38V158H39V156H41V158L43 157ZM49 155V154H48ZM51 155V154H50ZM68 155V154H67ZM87 155V156H86ZM93 155V154H92ZM100 155V154H99ZM104 155V154H103ZM139 155V156H140ZM154 155H156V157L154 156ZM163 155V154H162ZM194 155V154H193ZM229 155V156H228ZM233 155H235V157H233ZM249 155V156H248ZM52 156V155H51ZM54 156V155H53ZM70 156V155H69ZM68 156V157H69ZM84 156V157H83ZM91 156V155H90ZM178 156V155H177ZM177 156H176V158H177ZM186 156L187 155H184V157L186 158ZM195 156V155H194ZM193 156V157H194ZM204 156V155H203ZM217 156V157H216ZM263 156V155H262ZM1 157H0V159H1ZM6 157V156H5ZM26 157V155L24 156V158ZM33 157V158H34ZM43 157V158H44ZM48 157V156H47ZM50 157V156H49ZM74 157H76L75 159H73V156H72V159L73 160H75V161H77V156L76 155H74ZM101 157V158H100ZM104 156L102 157V155H100L99 156V160H96L98 163H100L102 160H103V162H104V164H103V162H101V164H99V165H97L98 163L97 162H95V161H93V162H95V163H97V164H94L93 162H92V165H95V166H92V168L90 169V170H92V169H94V171H95V173L97 172V171H100V170H97L96 171V169H95V167L96 166H99V168H101V166H103L102 168H105L104 166L106 165L107 166V164H109V163H107V161H104V159L103 158H105ZM161 157V156H160ZM164 157V156H163ZM183 156H182V160H183V158H184ZM192 157V158H193ZM242 157H244L243 159H241ZM258 157V156H257ZM259 157H261V156H259ZM9 158V157H8ZM8 158H6V159H8ZM10 158H12V157H10ZM16 158V157H15ZM35 158V159H36ZM37 158V159H38ZM53 158V157H52ZM90 158V157H89ZM92 158V157H91ZM97 158V157H96ZM106 158H105V160H106ZM143 159H145L144 158V156L142 157ZM148 158H149V156H148ZM199 158H201V157H199ZM205 158V156L204 157H202L201 159L203 160V161H201V164L203 163V162H205V161H208L209 163H211V157H209L208 156V159H207V157H206V160L204 159ZM5 158H3V159H1L0 160V162L2 163H0V169L2 170L3 168H4V166H5V164L4 163H9V162H6L7 160H6ZM18 159H21V158H18ZM70 159V158H69ZM98 159V158H97ZM100 159H102L101 161H100ZM157 159L158 160H160V158H158L157 157ZM161 159L163 160L164 158H162L161 157ZM174 159H175V157H174ZM173 159V160H174ZM179 159V158H178ZM187 159H191V157L190 158H186V161L185 162H183V164L181 163V161H178V162H180V163H178V164H182V166L180 167L179 166V168H182L183 167V165L185 164H187L188 166H189V164L190 163H192V162H190V163H188V160ZM194 159V158H193ZM198 159V158H197ZM201 159H199V160H201ZM210 159V160H209ZM235 159V160H234ZM237 159V160H236ZM29 160V159H28ZM34 160V159H33ZM40 160V159H39ZM51 160V159H50ZM53 160V159H52ZM59 160V158L57 159V161ZM71 160V159H70ZM79 160H78V162H79ZM94 160V159H93ZM113 160V161H112ZM124 160H126V159H124ZM122 161L123 162V167H122V165L119 163V166L117 167V166H115V167H117L118 169V171H116V170H114V172H117V173H114V174H112V173H110L111 171V169H109L108 171H109V175H108V171L107 172H104L103 171V173H101V174H104L105 173V176H106V173H107V175L109 176L108 177V179L110 178V174H111V176L113 177V175L115 176V175H119V176H116V178H118L119 180H120V183L122 184V181H121V178H123L124 177V175H126V173L124 174L123 172L126 170V172H128L127 171V168L125 169V166H126V164L128 163V161L126 162V164H125V161ZM149 160H150V158H149ZM158 160H152L151 162H153V164L152 165H154L155 163L154 162H157ZM172 160V161H173ZM181 160V159H180ZM195 160V159H194ZM198 160V165H199V163H200V161ZM2 161H5L4 163L2 162ZM31 161V160H30ZM69 161V160H68ZM75 161H73L72 162V160L70 161V162H72L73 164H74V162ZM84 161V162H83ZM110 161H112V162H110ZM114 161V162H115ZM146 161V160H145ZM161 161V160H160ZM159 161V162H160ZM171 161V162H172ZM192 161V160H191ZM216 161H217V163H218V158L216 159ZM232 161V162H233ZM260 161V160H259ZM262 161V160H261ZM18 162H20V161H18ZM26 162L28 163V161L26 160ZM37 162H38V160H37ZM47 162V161H46ZM78 162H75V163H77L78 164ZM107 164H106V163ZM115 162V163H116ZM140 162H142V160L140 161ZM139 162V163H140ZM143 162H144V160H143ZM142 162V163H143ZM147 162V161H146ZM150 162V161H149ZM151 162H150V164L149 165H151ZM164 162V161H163ZM170 162V163H171ZM236 162H234V163H236ZM239 162V161H238ZM237 162V163H238ZM34 163H36V162H34ZM59 163V162H58ZM86 163H90V161H88V162H86ZM85 163V164H86ZM130 163H128V164H130ZM206 163V162H205ZM205 163H203V165L205 164ZM208 163V164H209ZM242 163V162H241ZM258 163V162H257ZM11 164V163H10ZM55 164V163H54ZM72 164V165H73ZM124 164H125V166H124ZM127 164V165H128ZM132 164H131V166L130 167H132ZM178 164H177V166H178ZM201 164L199 165V166H201ZM207 164V163H206ZM220 164V163H219ZM239 164V163H238ZM237 164V165H238ZM246 164H247V162H246ZM252 164H254L255 165V162L254 161H252ZM8 165V164H7ZM31 165V164H30ZM64 165V164H63ZM90 165H91V163H90ZM121 165V166H120ZM142 165V164H141ZM141 165H139L138 167H139V170L137 171L138 173L137 174H139V171L142 169L140 166ZM145 164H143L142 166H144ZM146 165H148V163L146 164ZM157 165H160V163L158 164V162H157ZM170 165V164H169ZM192 165H194V164H192ZM215 165H216V163H215ZM254 165H252L253 167H254ZM259 165V164H258ZM264 165V164H263ZM24 166H25V164H24ZM39 166V165H38ZM53 166V165H52ZM55 166V165H54ZM58 166V165H57ZM71 166V165H70ZM77 166V165H76ZM110 165H108L107 166V168H110L109 167ZM129 166V165H128ZM156 165H154V167H155ZM161 166V165H160ZM188 166L186 167V166H184L185 168H186V170L188 169ZM198 166V167H199ZM211 166V165H210ZM235 166H236V164H235ZM238 166H241V164H239ZM260 166V167H259ZM259 166H255L254 168H261V170L263 171L264 170V167L263 166H261V165H259ZM18 167V166H17ZM94 167V168H93ZM129 167V168H130ZM149 167V166H148ZM151 167V166H150ZM153 167V166H152ZM154 167H153V170H154ZM197 167V166H196ZM197 167V168H198ZM212 167V166H211ZM210 167V168H211ZM222 167V166H221ZM224 167V166H223ZM251 168V169H254V168ZM29 168V167H28ZM107 168H105L106 170H107ZM123 168V169H122ZM128 168V169H129ZM137 168V167H136ZM141 168V169H140ZM147 168V167H146ZM156 168V167H155ZM185 168H183L184 169V171H186L185 170ZM189 168H191V164H190V167ZM194 168H195V166H194ZM194 168H193V166H192V171H194ZM196 168V169H197ZM201 168V167H200ZM240 168V167H239ZM250 168V167H249ZM5 169H7V168H5ZM9 169H10V166H9ZM31 169V168H30ZM57 169V168H56ZM71 169V168H70ZM79 169V168H78ZM83 169H85V168H83ZM125 169V170H124ZM138 169V168H137ZM173 169V168H172ZM171 169V170H172ZM175 169V175L177 176H174V177H176L177 179H178V174L179 175H182V172H183V170H182V172H181V174H180V169H178V171H179V173H177V170H176V168H174ZM257 169H255V171L254 172H256L257 171ZM15 170H17V169H15ZM22 170H23V168H22ZM25 170V169H24ZM124 170V171H123ZM133 170H134V172L136 171L135 170V168H133ZM133 170H130V171H132L131 173H133ZM189 170V169H188ZM187 170V171H188ZM245 170V169H244ZM243 170V171H244ZM248 170V169H247ZM261 170H259V171H257V172H259V173H257L258 175L260 174H263V172H261ZM31 171V170H30ZM39 171V170H38ZM61 171V170H60ZM73 171V170H72ZM93 171V170H92ZM94 171L93 172H91L92 174L94 173ZM142 171V170H141ZM140 171V172H141ZM198 171H200V170H197V173H198ZM211 171V170H210ZM0 172H2V171H0ZM19 172V171H18ZM23 172V171H22ZM56 172V171H55ZM58 172V171H57ZM89 172V171H88ZM100 172H102V170L100 171ZM100 172L98 173V174H100ZM119 172V173H118ZM143 172V171H142ZM141 172V173H142ZM174 172V171H173ZM202 172V171H201ZM204 172H205V170H204ZM254 172L251 170V174L252 175H254ZM5 172H2V174H4ZM20 173V172H19ZM24 173H26L25 171H24ZM36 173V172H35ZM94 173V174H95ZM122 173L124 174V175H122ZM141 173H140V175H141ZM144 173H145V171H144ZM143 173V174H144ZM148 173H150V172H148ZM147 173V174H148ZM170 174H172V171L171 172H169ZM169 173H167V174H169ZM184 173V172H183ZM200 173V172H199ZM238 173V172H237ZM240 173V172H239ZM238 173V174H239ZM255 173V174H256ZM15 174V173H14ZM97 174V173H96ZM95 174V175H96ZM97 174V175H98ZM128 174H129V172H128ZM127 174V175H128ZM174 174V173H173ZM185 174V173H184ZM231 174V173H230ZM245 174V173H244ZM1 175V174H0ZM13 175V174H12ZM19 175H21V174H19ZM33 175V174H32ZM55 175V174H54ZM58 175V174H57ZM59 175H60V173H59ZM89 175H90V172H89ZM126 175V176H127ZM132 176H134V175H136V174H131ZM157 175H158V173H157ZM157 175H154V176H157ZM161 175H163V174H161ZM212 175V174H211ZM233 175V174H232ZM251 175V176H252ZM27 176V175H26ZM48 176H49V172H48ZM77 176V175H76ZM91 176H93V175H91ZM121 176H123V177H121ZM124 177V184L126 185H128V184H130L135 178H136V176H138V175H136V176H134V178H133V180L131 179V181H130V178L128 179V177L130 176V175H128V177ZM143 176V175H142ZM164 176V175H163ZM167 176V175H166ZM173 176V175H172ZM172 176H170V177H172ZM184 175H182V176H179L180 177V179L183 177ZM201 176V175H200ZM247 176V175H246ZM254 176H256V175H254ZM1 177H3L2 175H1ZM0 177V178H1ZM8 177H10V176H8ZM34 177V176H33ZM111 177V178H112ZM139 177V176H138ZM149 177V176H148ZM207 177V176H206ZM228 177V176H227ZM261 177V179H262V177L264 178V175H262V176H260ZM21 178V177H20ZM40 178V177H39ZM46 178H48V177H46ZM64 178H66V177H64ZM63 178V180L65 181V179ZM93 178V177H92ZM101 178H102V176H101ZM111 178H110V181H111ZM114 178V177H113ZM113 178H112V181L114 182V180H113ZM116 178H114V179H116ZM125 178H127V179H125ZM132 178V177H131ZM156 178V177H155ZM163 178H165V177H161L160 179H162L163 180ZM209 178V177H208ZM229 178V177H228ZM233 178H235V177H233ZM258 178V177H257ZM35 179V178H34ZM52 179V178H51ZM54 179H56V178H54ZM67 179H69V178H67ZM80 179V178H79ZM82 179V178H81ZM138 179V178H137ZM152 179V178H151ZM172 179V178H171ZM195 179V178H194ZM217 179V178H216ZM245 179V178H244ZM261 179H260V181H261ZM3 180V179H2ZM38 180V179H37ZM62 180V181H63ZM71 180V179H70ZM78 180V179H77ZM102 180V179H101ZM107 180V179H106ZM119 180H116V181H118V183H119ZM126 180V181H125ZM129 180V181H128ZM166 180L167 181H169L170 180V178L169 177H166ZM165 180V181H166ZM179 180V179H178ZM208 180V179H207ZM223 180V179H222ZM250 180V179H249ZM259 180V179H258ZM257 180V183L259 182ZM72 181V180H71ZM80 181V180H79ZM81 181H84V180H81ZM86 181V180H85ZM109 181V180H108ZM116 181H115V183H116ZM128 181V182H127ZM164 181V182H165ZM173 181V180H172ZM181 181V180H180ZM179 181V183H181ZM185 181V180H184ZM194 181V180H193ZM264 181V180H263ZM263 181H261L262 183H263ZM4 182H5V180H4ZM34 182V181H33ZM35 182H36V180H35ZM67 182V181H66ZM103 182V181H102ZM113 182H111V183H113ZM176 182V181H175ZM240 182H241V180H240ZM245 182V181H244ZM247 182V181H246ZM261 182L259 183V184H261ZM7 183H9V182H7ZM23 183V182H22ZM49 183V182H48ZM54 183V182H53ZM56 183H58V182H56ZM55 183V184H56ZM63 183V182H62ZM68 183V182H67ZM73 183V182H72ZM93 183V182H92ZM95 183V182H94ZM119 183V184H120ZM158 183V182H157ZM167 183H169V182H167ZM177 183V182H176ZM249 183V182H248ZM255 184H256V182H254ZM0 184H2V182L0 183ZM50 184V183H49ZM54 184V185H55ZM65 184V183H64ZM75 185H76V183H74ZM86 184V183H85ZM99 184V183H98ZM104 184V183H103ZM109 184V183H108ZM107 184V185H108ZM123 184V185H124ZM132 184V183H131ZM164 184V183H163ZM172 184H175V183H172ZM178 184V183H177ZM185 184V183H184ZM201 184V183H200ZM209 184V183H208ZM264 184V183H263ZM5 185V184H4ZM15 185H17V184H15ZM31 185V184H30ZM70 185V184H69ZM71 185H73V184H71ZM88 185V184H87ZM145 185V184H144ZM150 185V184H149ZM161 185V184H160ZM165 185V184H164ZM170 185V184H169ZM168 184H167V186H169ZM176 185V184H175ZM174 185V186H175ZM186 185H188V184H186ZM191 185H193V183L191 184ZM225 185V184H224ZM257 185V184H256ZM12 186V185H11ZM14 186V185H13ZM20 186V185H19ZM36 186V185H35ZM111 186V185H110ZM154 186H155V188H157V186L154 184L153 185V187H152V185H151V187L154 189ZM170 186H172V185H170ZM173 186V187H174ZM202 186V185H201ZM229 186V185H228ZM247 186H248V184H247ZM251 186V185H250ZM261 186V185H260ZM18 187V186H17ZM38 188H39V186H37ZM47 187V186H46ZM63 187V186H62ZM105 187V186H104ZM118 187V186H117ZM125 187V186H124ZM145 187V186H144ZM160 187V186H159ZM214 187V186H213ZM256 187V186H255ZM263 187V189H264V185L262 186ZM262 187H260V189L262 188ZM13 188V187H12ZM45 188V187H44ZM73 188V187H72ZM91 188V187H90ZM93 188H95V186L93 187ZM108 188V187H107ZM122 188V187H121ZM136 188V187H135ZM152 188L150 189V190H152ZM162 189H163V187H161ZM166 188V189H165ZM169 188H171V187H164V189H163V191L165 190H167V192H165V193H168V192H170L171 190H169ZM248 188H250V187H248ZM259 188V187H258ZM1 189V188H0ZM29 189V188H28ZM31 189V188H30ZM37 189V188H36ZM40 189V188H39ZM61 189V188H60ZM75 189V188H74ZM80 189V188H79ZM89 189V188H88ZM113 189H115V188H113ZM158 189V188H157ZM174 188H172V191L174 192L175 190H173ZM175 189H177V187L175 186ZM188 189V188H187ZM193 189V188H192ZM202 189V188H201ZM209 189V188H208ZM216 189V188H215ZM262 189V190H263ZM54 190V189H53ZM67 190V189H66ZM91 190H92V188H91ZM100 190V189H99ZM102 190V189H101ZM100 190V191H101ZM107 190V191H106ZM104 192H109V190H110V188L109 189H106ZM126 190V189H125ZM142 190V189H141ZM159 190V189H158ZM250 190V189H249ZM262 190H260V191H262ZM1 191V190H0ZM62 191H64V190H62ZM67 191H69V190H67ZM111 191V190H110ZM124 191V190H123ZM148 191V190H147ZM157 191V190H156ZM156 191H155V196H156ZM163 191H162V193H163ZM217 191V190H216ZM241 191H242V189H241ZM264 191V190H263ZM263 191L262 192H259V193H263ZM34 192V191H33ZM55 192V191H54ZM57 192H59V191H57ZM88 192V191H87ZM86 192V193H87ZM93 192V191H92ZM96 192V191H95ZM114 192V191H113ZM144 192H146V191H144ZM201 192H203V191H201ZM239 192V191H238ZM257 192V191H256ZM1 193H3V192H1ZM6 193V192H5ZM9 193V192H8ZM12 192H10V194H11ZM91 193V192H90ZM94 193V192H93ZM99 193H101V192H99ZM116 193V192H115ZM123 193V192H122ZM122 193H121V195H122ZM128 193V192H127ZM158 193H159V191H158ZM165 193H163V194H165ZM171 193V192H170ZM169 193V194H170ZM188 193V192H187ZM251 193H254V192H251ZM32 194V193H31ZM34 194V193H33ZM38 194V193H37ZM53 194V193H52ZM59 194V193H58ZM75 194V193H74ZM96 194V193H95ZM95 194H94V196H95ZM147 194V193H146ZM150 194H154V191H153V193H152V191L150 192L149 191V194H148V196H149V198H151V195ZM162 194V195H163ZM181 194H183V193H181ZM194 194V193H193ZM218 194V193H217ZM222 194V193H221ZM229 194V193H228ZM250 194V193H249ZM258 194V193H257ZM21 195V194H20ZM67 195V194H66ZM88 194H86V195H84V197H81L78 201H77V203H76V206H78V208H88V210H93V212L94 211H97L96 213H98V212H100L99 214H97L98 216L100 215L101 216V214H102V216L103 215H108V216H111V217H115L117 220L118 219H121V218H124V219H126L127 220V222H129V224H130V222H137L139 225L141 224V225H144V226H149V228H150V226H153V225H156V224H159L158 222H160V220H159V218H158V220L159 221H157V218L155 219L154 217H156L155 215H156V213H155V215H154V217H152L153 216V214L151 215V214H149V215H143L142 213H140V212H138L139 210H138V208H137V214H135L134 212H133V210H135V209H133L132 210V207L133 206H135L136 207V205L138 204L139 205V203L138 202H136V205H134V203L133 204H131L130 202H128V203H130V205L128 204V206H126V205H124V206H122L121 205V203L120 204H118V202H120V201H118V199L117 200H115V201H109V200H106L105 198L102 200H100L101 202H96V201H94V200H92L93 199V197L91 198V195H88ZM97 195V194H96ZM110 195V194H109ZM136 195V194H135ZM157 195H159L160 196V194H157ZM166 195V194H165ZM184 195V194H183ZM185 195H187V194H185ZM204 195V194H203ZM215 195V194H214ZM240 195H241V193H240ZM8 196V195H7ZM6 196V197H7ZM12 196H13V194H12ZM18 196V195H17ZM23 196V195H22ZM24 196H26V195H24ZM49 196H52V195H49ZM56 197H59V196H57V194L55 195ZM73 196V195H72ZM76 196V195H75ZM86 196V197H85ZM93 196V195H92ZM146 196V195H145ZM154 196V195H153ZM152 196V197H153ZM182 196V195H181ZM199 196V195H198ZM213 196V195H212ZM15 197V196H14ZM13 197V198H14ZM61 197H62V195H61ZM66 197V196H65ZM77 197H78V195H77ZM96 197V196H95ZM99 197H101V195L99 194ZM105 197H107L106 195H105ZM119 197H122V196H119ZM162 197V196H161ZM164 197V196H163ZM178 197V196H177ZM202 198H203V196H201ZM219 197H221V196H219ZM257 197V196H256ZM17 198H19V197H17ZM27 198V197H26ZM48 198V197H47ZM114 198V197H113ZM125 198V197H124ZM145 198V197H144ZM148 197L147 198H145V200L144 199H142V201L141 202H143V204H142V206L144 205V203L145 202H147V200L149 199ZM155 198V197H154ZM153 198V199H154ZM179 198V197H178ZM223 198V197H222ZM239 198V197H238ZM248 198V197H247ZM4 199V198H3ZM16 199V198H15ZM37 199V198H36ZM70 199V198H69ZM110 199V198H109ZM136 199V198H135ZM152 199V200H153ZM166 199H167V197H166ZM204 199H205V197H204ZM35 200V199H34ZM46 200V199H45ZM50 200V199H49ZM52 200V199H51ZM51 200H50V202H51ZM59 200H60V198H59ZM63 200V199H62ZM72 200V199H71ZM113 200V199H112ZM133 200V199H132ZM155 200V199H154ZM164 200V199H163ZM163 200L161 201V202H163ZM202 200V199H201ZM210 200V199H209ZM237 200V199H236ZM0 201H2V200H0ZM8 201H12V200H8ZM23 201H25V200H23ZM31 201V200H30ZM64 201V200H63ZM62 201V202H63ZM127 201V200H126ZM134 201V200H133ZM140 201V200H139ZM150 201V200H149ZM190 201V200H189ZM203 201V200H202ZM5 202V201H4ZM56 202H57V200H56ZM65 202V201H64ZM67 202V201H66ZM122 202V201H121ZM186 202V201H185ZM59 203V202H58ZM74 203V202H73ZM187 203V202H186ZM188 203H190V202H188ZM233 203V202H232ZM237 203V202H236ZM251 203V202H250ZM254 203V202H253ZM6 204V203H5ZM33 204H34V202H33ZM72 204V203H71ZM167 204H169V203H167ZM194 204V203H193ZM192 204V205H193ZM197 204H199V203H197L196 202V204L195 205H197ZM213 204H215V203H213ZM257 204V203H256ZM262 204V203H261ZM35 205H37V204H35ZM39 205V204H38ZM63 205H65L64 203H63ZM63 205L61 206V207H63ZM67 205V207H68V204H66ZM66 205L64 206L65 208H64V210L65 211H73L74 210V206H72V207H70V204H69V207H70V209L69 208H67L66 207ZM137 205V206H138ZM156 205V204H155ZM0 206H1V204H0ZM46 206V205H45ZM141 206V205H140ZM145 206H146V204H145ZM40 207V206H39ZM60 207V208H61ZM134 207V208H135ZM175 207V206H174ZM177 207V206H176ZM184 207V206H183ZM201 207H202V204H201ZM201 207H199V209H202ZM219 207V206H218ZM257 207V206H256ZM5 208V207H4ZM36 208V207H35ZM56 208V207H55ZM77 208V209H78ZM181 208V207H180ZM186 208V207H185ZM190 208V207H189ZM205 208V207H204ZM227 208V207H226ZM231 208H232V206H231ZM22 209H23V207H22ZM26 209V208H25ZM43 209V208H42ZM63 209V208H62ZM72 209V210H71ZM76 209V210H77ZM160 209H161V207H160ZM166 209V208H165ZM164 209V210H165ZM176 209V208H175ZM183 209V208H182ZM196 209V208H195ZM239 209V208H238ZM2 210V209H1ZM6 210H8V209H6ZM10 210V209H9ZM17 211H18V209H16ZM56 210H58V209H56ZM171 210V209H170ZM198 210V209H197ZM225 210V209H224ZM37 211V210H36ZM42 211V210H41ZM142 211H143V209H142ZM153 211V210H152ZM203 211V210H202ZM240 211V210H239ZM3 212H5V209H4V211ZM9 212V211H8ZM28 212V211H27ZM31 212V211H30ZM38 212V211H37ZM64 212V211H63ZM78 212V211H77ZM82 212V211H81ZM133 212V213H132ZM190 212V211H189ZM199 212H200V210H199ZM206 212H208V211H206ZM205 212V213H206ZM222 212V211H221ZM24 213V212H23ZM69 213V212H68ZM75 213V212H74ZM147 213V212H146ZM145 213V214H146ZM164 213H165V211H164ZM258 213V212H257ZM7 214V213H6ZM18 214V213H17ZM21 214V213H20ZM54 214V213H53ZM81 214V213H80ZM91 214H93V213H91ZM160 214H161V212H160ZM174 214V213H173ZM172 214V215H173ZM198 214V213H197ZM260 214V213H259ZM2 215V214H1ZM23 215V214H22ZM21 215V216H22ZM25 215V214H24ZM23 215V216H24ZM52 215V214H51ZM50 215V216H51ZM86 215V214H85ZM243 215V214H242ZM3 216V218L2 217H0V221H2L3 219H6V218H4V215H2ZM20 216V215H19ZM20 216V217H21ZM22 216V217H23ZM26 216V215H25ZM25 216L23 217V218H19L18 220H19V222H20V226H17V227H20V228H22V230H26L27 229V226H35L34 225V223H32V222H35V223H37L36 222V220H37V218H36V220L35 219H32L31 221H30V219H28L27 220V222H25L26 220H25ZM44 216V215H43ZM59 216V215H58ZM161 216V215H160ZM162 216H164V215H162ZM210 216V215H209ZM254 216V215H253ZM252 216V217H253ZM10 217V216H9ZM42 217V216H41ZM60 217V216H59ZM66 217H68V216H66ZM82 217H83V215H82ZM110 217V218H111ZM167 217H169V216H167ZM184 217V216H183ZM199 217V216H198ZM227 217H228V215H227ZM238 217V216H237ZM243 217V216H242ZM254 217H256V218H254V219H259V220H264V215L262 216V214H261V216L260 215H255ZM2 218V219H1ZM13 218H15L14 216H13ZM50 219L52 218V216L51 217H49ZM62 218V217H61ZM108 218V217H107ZM170 218V217H169ZM171 218H172V216H171ZM176 218V217H175ZM189 218V217H188ZM193 218V217H192ZM209 218V217H208ZM246 218V217H245ZM250 218V217H249ZM11 219V218H10ZM23 219V221L25 222H23V221H21V220ZM49 219V220H50ZM55 219V221L57 220L54 216H53V219L50 221V222H47L46 224V226H49V223H53V226H50V228L49 227H46L45 225L43 226L44 228H43V230H42V228H41V233L40 234H42V235H40L39 234V236L38 237H40V239L43 241L44 240V245L45 246H47V247H49L50 249H46L47 250V252L45 251V252H43V254L41 253L42 251V249L40 248L39 249V246H37V248H36V245H31L30 243L32 242V239H34V238H32V237H34V236H31V234L32 235H34V232L32 233V231L31 232H29V231H22V232H25L26 234V238L24 239V242H25V240H26V242H27V244L29 245H26V247H24V248H21V250H19L18 251V254L17 253H15V252H12L13 250H14V247H15V245L16 244H18L19 243V241H17L15 238V236L16 235H14L15 233L14 232H16V233H18V234H20L21 235V230L20 229H15L16 227H14V229L15 230H13V229H8V230H11V231H14L13 233H12V237H15V238H12L11 236L9 237L7 234H6V236H8V237H6L5 238V240L3 241V239H1L2 240V242L0 243V252L2 253L3 251H9V249L10 248H13V250L11 251L12 253H15V256H12V257H16L17 255H19L18 257H16V259L17 260H15V261H17V263L19 262V260L18 259H20V260H22L21 261V263L20 264H38V262L37 261H39V264H40V261H41V259H43V260H47L48 258H49V256H50V258L53 256V258L55 257H57V256H60L59 257V259L58 258H56L58 261H56V263H54V261H53V263L54 264H57V262L58 263H60V264H106V263H111L110 262V258H108L109 256L111 257V260H113L114 259V257H117L118 258V256H119V260L121 259L123 262H124V260L125 259H123V258H125V257H123V256H127L129 259H133L134 257H138V255H139V258H136L135 260L133 259V261H138L137 259H139V261L141 260L140 259V257H142V250H143V248H144V246L142 247V245H144V244H140V242H138L137 240L138 239H136V238H134V240H133V236H132V234H130V233H132V232H130L129 234L130 235H128V236H132L131 238H132V240L130 239V237H125L124 238V233L122 234V233H120L118 230L116 231L115 230V232H116V235L117 236H114L113 237V234L112 235H110V232H108V231H106V229L108 230V228H106V227H103V228H99V227H94L93 225H89V226H83V228L82 227H78V228H73L71 225H70V223L68 222V223H62L61 224V222H60V224L61 225H59L58 226V221L57 222H55V221H53ZM173 219H174V217H173ZM204 219V218H203ZM223 219V218H222ZM232 219V218H231ZM39 220H41V222H42V224H45V222H46V220L47 221H49L47 218H46V220L44 221V219H39ZM43 220V221H42ZM113 220V219H112ZM163 220V219H162ZM165 220V219H164ZM170 220V219H169ZM180 220H181V218H180ZM189 220V219H188ZM188 220H186V221H188ZM220 220V219H219ZM7 221V219L4 221L3 220V222H6ZM13 221H14V219H13ZM68 221V220H67ZM66 221V222H67ZM89 221V220H88ZM96 221V220H95ZM101 221V220H100ZM99 221V222H100ZM116 221V220H115ZM119 221V220H118ZM185 221V220H184ZM185 221V222H186ZM191 221V220H190ZM193 221H194V218H193ZM213 221V220H212ZM218 221V220H217ZM217 221H215V222H217ZM239 221V220H238ZM243 221H244V218H243ZM252 221V220H251ZM250 221V222H251ZM3 222H0V225H5V223H3ZM7 222H10L11 223V221H7ZM44 222V223H43ZM57 223V225L55 224V223ZM62 222H63V220H62ZM65 222V221H64ZM81 222V221H80ZM87 222V221H86ZM108 222V221H107ZM117 222V221H116ZM155 222V223H154ZM157 222V223H156ZM189 222V221H188ZM209 222V221H208ZM222 222V221H221ZM224 222V221H223ZM223 222H222V224H223ZM237 222V221H236ZM255 222V221H254ZM3 223V224H2ZM9 223V224H10ZM27 223V224H26ZM29 223H32V225H29ZM78 223V222H77ZM83 223H84V221H83ZM136 223V224H137ZM165 223V222H164ZM167 223H170V222H167ZM180 223V222H179ZM179 223H177V224H179ZM184 223V222H183ZM210 223V222H209ZM263 224H264V221L262 222ZM42 224H41V226H42ZM108 224V223H107ZM132 224H134V223H132ZM138 224H137V226H138ZM161 224H162V222H161ZM174 224V223H173ZM172 224V225H173ZM194 224V223H193ZM204 224V223H203ZM202 224V225H203ZM221 224V223H220ZM240 224H242V223H240ZM263 224L262 225H258V226H256V222H255V224H253V225H255L256 227H253L252 228V230L253 231H260V230H262L263 231V229H264V226H263ZM7 225H8V223H7ZM11 225V224H10ZM10 225H8V226H10ZM50 225H52V224H50ZM54 225H55V227H54ZM62 225H64V226H62ZM97 225V224H96ZM116 225V224H115ZM114 225V226H115ZM164 225V224H163ZM176 225V224H175ZM197 225V224H196ZM195 225V226H196ZM199 225V224H198ZM209 225V224H208ZM224 225V224H223ZM225 225H227V224H225ZM238 225H239V223H238ZM247 225V224H246ZM38 226V224L35 226V227H32V228H36ZM41 226H38L37 228L38 229H40V227ZM132 226V225H131ZM222 226V225H221ZM231 226V225H230ZM243 226H245V225H243ZM249 226V225H248ZM263 226V227H262ZM26 227V228H25ZM112 227V226H111ZM135 227V226H134ZM153 227H155V226H153ZM157 227V226H156ZM161 228V225H159L158 226V228ZM163 227V226H162ZM176 227V226H175ZM174 226H167V229L169 230V231H167V233H169V234H174L175 235V237H176V234H180L181 236H183L185 239V243H187L186 245H188L187 247L188 248H193V249H187V250H184V251H182V252H176V251H172V254H171V256L170 255H167V258H169V259H165L164 258V260L167 262V264H264V243H257V240H256V242L255 241H253V240H248V239H237V240H234V241H236V243L233 241V245H235L236 247L238 246L240 249H237V248H235V246H231L230 245V247L229 248H227L226 246H224V247H226V248H216V249H213V247H212V249L210 250H206L205 252L204 251H202L203 253H201V251L200 252H197L199 249H195V248H197L196 247V245L198 244V243H200V244H202L201 242H202V240H204V242L206 241V242H209V243H211L212 241L214 242V240H216L217 239V241L219 240L217 237L218 236H220L221 235V233L222 232H220L219 231V229H220V227L219 226H217V225H215V226H213V227H211L210 228V230H206L205 228L204 229H200V226L197 228V227H194L193 226V228H191V229H189L187 232H186V230H183V231H178V229H179V227L181 228V225L179 226L178 225V229H177V227L175 228ZM223 227H225V226H223ZM252 227V226H251ZM36 228V229H37ZM49 229V230H52V233H49V232H47V231H49V230H47V229ZM60 228V229H59ZM105 228V229H104ZM117 228V227H116ZM115 228V229H116ZM122 228V227H121ZM164 228H165V226H164ZM207 228V227H206ZM236 228V227H235ZM235 228L233 229V230H235ZM240 228V227H239ZM44 229H45V231L48 233H46V235L47 236H45V231H44ZM114 229V228H113ZM135 229V228H134ZM140 229V228H139ZM157 229V228H156ZM187 229V228H186ZM222 229V228H221ZM224 229H226V228H224ZM229 229V228H228ZM238 229V228H237ZM54 230V231H53ZM119 230H120V228H119ZM132 231H133V228L131 229ZM130 230V231H131ZM181 230V229H180ZM243 230H244V228H243ZM128 231H129V229H128ZM161 232L162 230H158V232ZM164 231V230H163ZM162 231V232H163ZM166 231V230H165ZM165 231H164V233H165ZM207 231V232H206ZM225 231H231V229L230 230H225ZM239 232L241 231V230H238ZM247 231V230H246ZM251 231V230H250ZM4 232H5V230H4ZM7 232V231H6ZM124 232V231H123ZM156 232V234H157V231H155ZM160 232L158 233V234H160ZM249 232V231H248ZM264 232V231H263ZM9 233V232H8ZM120 233V234H119ZM154 233V232H153ZM163 233V234H164ZM166 233V234H167ZM227 233V232H226ZM229 233L230 232H228V236H229ZM232 233V232H231ZM235 233V232H234ZM252 233V232H251ZM22 234H24V233H22ZM28 234H29V236H28ZM36 234V233H35ZM136 234V233H135ZM236 234V233H235ZM235 234H233V235H231V236H235ZM249 234V233H248ZM252 234H254V233H252ZM256 234V233H255ZM254 234V235H255ZM2 235H4V234H1L0 236H2ZM125 235H127L126 233H125ZM161 235V234H160ZM177 235V236H178ZM242 235H246L247 236V234H244V232H243V234ZM251 235V234H250ZM250 235H248V237L250 236ZM257 235H258V233H257ZM22 236H24V235H22ZM31 236V237H30ZM44 236H45V239H44ZM109 236H112L113 237V240H111V238L109 237ZM172 236V235H171ZM226 236V235H225ZM237 236V235H236ZM18 237H20V236H18ZM28 237H29V240H28ZM43 237V238H42ZM47 237V238H46ZM221 237H224V236H221ZM227 237V236H226ZM245 237V236H244ZM251 237H253V236H251ZM31 238V239H30ZM143 238H144V236H143ZM165 238V237H164ZM228 238H230V237H228ZM228 238H225V239H227V240H225V241H227V242H225V241H223V240H221V241H223L224 243H228ZM238 238V237H237ZM250 238V237H249ZM15 239V240H14ZM21 239V238H20ZM166 239V238H165ZM178 239H179V237H178ZM181 239V238H180ZM221 239V238H220ZM235 239H236V237H235ZM23 240V239H22ZM45 240H47V242H45ZM152 240V239H151ZM156 240H157V238H156ZM259 240H260V238H259ZM264 240V239H263ZM182 241V240H181ZM200 241V242H199ZM159 242V241H158ZM165 242V241H164ZM213 242H212V245L213 246H215V243L213 244ZM218 242H220V241H218ZM230 242V241H229ZM263 242V241H262ZM151 243V242H150ZM161 243V242H160ZM179 243V242H178ZM223 243V244H224ZM230 243H232V242H230ZM242 243H247V244H251V245H254V247L252 246V248H249V249H245V248H242ZM32 244H33V242H32ZM55 244V245H54ZM171 244V243H170ZM222 244V243H221ZM229 244V243H228ZM247 244H245V246L247 245ZM22 245V244H21ZM51 245H52V247H53V249H52V247H51ZM56 245H57V248H56ZM154 245V244H153ZM175 245V244H174ZM179 245V244H178ZM183 245V244H182ZM251 245H249V246H251ZM20 246V245H19ZM30 246H32L31 248L33 249V250H31V248H30ZM190 246V247H189ZM198 246V245H197ZM203 246H204V243H203ZM207 246H211V245H207ZM220 246V245H219ZM223 246V245H222ZM244 246V247H245ZM16 247H18V246H16ZM22 247H23V245H22ZM27 247H29V249L27 248ZM36 249H35V248ZM110 247V248H109ZM167 247V246H166ZM179 247V246H178ZM200 247V246H199ZM206 247V246H205ZM216 247V246H215ZM248 247V246H247ZM57 250H56V249ZM120 250V252L122 251L123 252V254H125V255H123V254H121V253H117V251H118V249ZM207 248V247H206ZM211 248V247H210ZM115 249L117 250L116 251V253H117V255L116 254H114L113 255V252L112 251H114V253H115ZM151 249V248H150ZM11 250V249H10ZM53 250V251H52ZM110 250H112V251H110ZM158 250V249H157ZM157 250H156V252H157ZM162 250V249H161ZM160 250V251H161ZM169 250H170V248H169ZM6 251V252H7ZM147 251V250H146ZM155 251V250H154ZM163 253L165 254L166 253V250H165V252H164V248H163ZM161 251V252H162ZM170 251V252H171ZM40 252V253H39ZM55 252L56 254H58V255H56V254H54L53 255V253ZM12 253H10V254H12ZM111 253H112V255H113V257H112V255H111ZM141 253V254H140ZM145 253V252H144ZM158 253V252H157ZM3 254H5V253H3ZM17 254V255H16ZM40 254V255H39ZM41 254H42V257H41V259L38 257V259H40V260H36V258H37V256H41ZM51 254H52V256H51ZM118 254H120V255H118ZM152 254V253H151ZM167 254V253H166ZM170 254V253H169ZM122 255V257L120 258V256ZM141 255V256H140ZM147 255V254H146ZM155 255V254H154ZM3 256V255H2ZM5 256V255H4ZM143 256H145V255H143ZM126 257V259H128ZM152 257H153V255H152ZM158 256H156V258H157ZM102 258H106V260H104V261H102ZM117 258H115L117 261H119ZM149 258V257H148ZM155 258V257H154ZM154 258H152V260H154ZM159 258V257H158ZM161 258H163V256L162 257H160V259H158L159 260V262L157 263V264H165L166 262L165 261H163ZM52 259V258H51ZM51 259L49 260L48 259V261H50V262H48L47 261V263H50V264H53V263H51ZM55 259V260H56ZM60 259H61V262H59L60 261ZM107 259H109L108 261H107ZM143 259V258H142ZM151 259V258H150ZM10 260H12V259H8V260H4V261H2L1 263H5V262H8L7 264H14V263H16L14 260V263H13V261H11V262H9ZM25 260V261H24ZM33 260H35L34 262L35 263H33ZM53 260V259H52ZM144 260V259H143ZM145 260H147L146 258H145ZM157 260V259H156ZM156 260H155V262H156ZM30 261V262H29ZM132 261V260H131ZM23 262V263H22ZM37 262V263H36ZM104 262V263H103ZM147 262V261H146ZM141 263H143V262H141ZM6 264V263H5ZM43 264H46V263H44L43 262ZM113 264V263H112ZM118 264V263H117ZM120 264V263H119ZM138 264V263H137ZM147 264H149V263H147ZM151 264V263H150Z\"/></svg>","mask_w":264,"mask_h":264},{"label":"rangeland","instance_id":"374dc122","mask_svg":"<svg viewBox=\"0 0 264 264\" xmlns=\"http://www.w3.org/2000/svg\"><path fill=\"white\" fill-rule=\"evenodd\" d=\"M210 1V0H209ZM214 0H211L210 2H213ZM215 1H218V0H215ZM223 3H220L219 5H221V6H219L218 4V6L221 8L222 6V8H223V11H222V8H221V10L219 11L220 12V18H221V16H225L224 17V21H220L221 23L223 22L224 23V25L227 23L228 24V22H230V25L231 26H233L232 28H230L231 26H229V29H230V31H228V27H226L227 26V24H226V26L224 27V28H221L220 29V27H219V29L221 30V35L219 36V38H221V36H222V34L224 33L225 34V38L227 37V39L225 40V38H224V36H223V38H221V40H223V45H221L222 46V49L224 48L225 49V51L224 50H221V52L223 51L224 53H225V56L224 57H226V58H220V61L221 62H223V59H225L224 61H225V66L227 67H225L226 68V72H223V71H225V69H224V67H223V69H221V70H223L222 72H223V74L221 73V78L225 81V84H229L230 85V88L229 89H231L232 88V86H233V84L235 85V83H236V86H237V83H239V81H241L242 80V83H239V88H237L236 86H234V88L233 89H231V91L227 88V91L226 92H228L229 93V98H227L228 96H226V95H228L227 93L225 94V95H222L221 97H224V99L223 98H221V97H218L217 95H215L214 93H215V90H213V89H209L208 91H205V93L207 92V93H209L208 95H210V96H208L206 99H208V98H210L211 99V97L214 95V99L212 100L213 101V103L211 104V103H209V101L211 102V100H209V101H207V100H205L204 98H203V101L205 100V101H207L206 102V104H205V101H204V103H203V105L201 106V104L200 103H202L203 101H201L200 103H198L200 100H201V98L199 99V95H200V92L201 91H199L198 92V90H199V87H198V89H197V87H196V95H197V92H198V99H199V101H197L198 99H197V96H195V94H193V93H195V90L193 89V91H191V93L192 94H190V93H187V92H190V91H188V90H191L190 89V87H189V89L188 90H186V93H187V99L185 98V100H186V103L185 104H183V102L182 103H180V105L182 106V105H186L187 106V108H185L186 106H182V107H184L183 108V111H186V112H183L182 111V109H181V111H182V113H183V115L182 116H184V114H186L185 116H186V120H185V122H183L184 124H187L186 122H188V127H189V129H192L190 132H191V134L188 132L189 131V129H187L186 131L188 132H186V134L187 135H191V136H187L185 133H183V132H179L180 134V136H181V134L183 133L184 134V136L186 137L185 138V140H184V142H182V141H180V140H182V138L180 139V136L178 137L175 133V135H174V137L175 138H172L173 140H171V138H170V141L172 142H170V144L169 143H167V144H169V145H167V146H169L170 148H172V147H174L179 141L180 142H182V144L178 147L177 145V147L178 148H180V147H182V148H180L179 149V153L177 152L176 154L178 155H175L174 157H175V159H174V157H172L173 159H170L171 161V163L170 162H167V160H169V159H165L166 157L165 156H170V157H167V158H171V156L172 155H174V153L173 154H171L170 155V153H171V151H170V153H169V150H172V149H169V148H167V149H169V150H167V149H165L166 147H164V145H162L164 148H162L161 146H160V144H164L165 143V141H167V138H169V137H171L172 135H171V133H169V132H167V133H165L167 136H169V134H170V136L169 137H167V138H165V136L164 137H162V135H161V137L157 134V133H161V131L162 130H160L159 131V128L161 129V127H163L164 129L166 128V127H169V126H166V125H169L170 124V126L172 127V125H173V123L175 122V125H176V123H179V121H182V116H181V118H180V120H179V117L180 116H178V118H176V116L174 115V114H176L175 113V111L177 112V109H178V105L176 106L177 108H175V104H168V103H164L163 101H161V100H159V98H158V95H157V92H156V90L155 89H153L154 87H152L151 85V87L150 86H146V87H143L141 84H139V82L137 81L138 79H136L135 78V76L133 77V78H135V79H133L131 76L129 77V76H126V74H124L122 77V80H120L121 82L119 83V88H120V92L121 93H124V94H127V96H126V98L127 99H129V103L127 102V101H125L124 102V104H123V106L124 105H126L127 103L128 104H131V105H129L130 107H132V109L130 110L132 113H133V116H132V118L130 119V116L127 118L126 116H128V115H126L125 117H124V115H122V118L123 119H125V121L127 122V119H128V123H129V121H130V126L132 127V128H128V126H126L125 128L124 127H122L123 129L122 130H120V128H121V126H120V128L119 129H116V125L114 126V127H110V126H113V123L112 122H110V121H107V120H111V119H107V117L109 116H106V122L107 123H109L110 124V126H109V124H107V126L108 127H106V125H104L105 126V129L103 128V126L101 127H99V129H98V127L97 128H94V127H96L97 125V123H96V121L94 122V120H99V119H97L98 118V116L97 115H95V117H96V119H94V120H92V124L91 125H89V127H91V126H93V123H94V129H95V132L97 133L98 132V130H100L99 132H100V135H101V140L99 141V135H98V133L96 134V135H94V137L95 136H97L98 135V137H96L97 138V140H96V142L97 141H99V142H97V143H95V142H93L92 143V141H89L90 139H88V140H86V143H87V141L89 142V144L87 143H85V144H83V145H80L81 143L79 142V141H83L82 140V138H81V140L79 139V140H77V141H75V138H77L78 136L79 137H81V135H74L76 132L75 131H77V133H78V128L76 127L77 126V123H75L76 122V120H75V118L73 117V120H72V118H69V117H66L65 116V118L66 119H64L63 121H60L61 119H59L60 117L62 118V117H64V116H62V113L64 114V113H68V112H66L68 109H65L64 107V111H63V109H62V112H61V114H60V117H58L59 115V113L60 112H58V111H60V110H58L59 108H61V107H59V106H61V105H59L58 104V102L57 101H59V99L61 98V97H59L60 95L61 96H63V94L64 93H61V92H64V88H59L58 90L60 91H58V92H54V89L56 90V88L55 87H53V86H51V84L49 85V86H51V87H49V88H54L53 90H49V91H46V90H48V89H46V87H45V89H44V86H42V85H44V84H42L43 82H42V79H41V74H39L38 76L37 75H35V72H36V70H34L33 71V69H32V67L30 66V68L29 69H31L33 72V74L35 75L34 77H36L35 79H37V77H39L40 78V83L42 84H40L42 87H43V93L41 92V86L40 87H38L37 85V83H39V81L36 83V81L33 79H31L32 78V76H33V74H30V72L29 71H27V69H25L26 70V72L28 73H26L25 71H23L24 72V75H22L23 76V78H24V84L22 83V81H23V79H22V77L20 76V73H22L21 72V69L20 70H18V71H20V73L19 72H17L18 73V75H13V74H11V78L12 77H14V76H17V77H19L18 78V80L17 79H15V80H17V82H18V84L20 85V84H22V86H25L26 85V88L25 87H23V89H22V86L20 85H18L19 87H21V89L19 88H17L16 86V81L15 82H13V84L14 85H16V86H14L13 85V87H16V90H18L17 91V93L18 94H21L20 95V99L21 98H25V99H27V101H29V103H30V106H32V108H30V107H28V109L30 108L31 110H30V112H32V113H34L33 114V116H34V118L33 117H29L30 115H31V113L29 112V110H26L27 108V106H29V105H26L25 106V104H23L24 105V108H26V109H24L25 111V113H26V111H28L29 112V115L27 114V116H26V114H24L23 112V114H24V116H23V118L21 117V116H19V111H17V110H14V109H20V108H22L21 106H19V108H17V106H13V108L14 107H16V108H14L13 109V111L14 112H16V113H18L17 115H15V116H17L18 118L17 119H20V117L22 118L21 120H17V121H12L11 123H9V124H5V125H7V126H3L2 124V126L1 127H4V128H0V132L1 131H3L4 130V132L6 133H4V132H1V133H3V135H6L5 137H7L8 136V141L10 140V142H11V144L12 145H10V143L8 144V143H2L1 144V142H0V147L2 148V146H3V144H5L4 146L6 147H4L3 146V148H5V152H9L8 154H6V155H2L3 153H1L2 152V150H0V155H2V157H1V159H3V158H8V159H6L7 161L6 162H9V163H4L5 161H2L4 164H5V166H4V168L1 170L0 169V171H2V172H5L4 174H2V172H0V174L3 176V177H1V175H0V183L2 182V184H0V200H2V201H0V204H1V206H0V217H2L3 218V216L2 215H4V218H6L7 219V221H11V223L10 222H3V220L5 221L6 219H3L2 221H0V222H3V223H5V225H0V235L1 234H4V235H2V236H0V243L2 242V240L1 239H3V241L5 240V238L6 237H10L11 235H12V233L14 232V231H11V230H8V229H13V230H15V229H20L21 230V235H24V234H26L25 232H22V231H29L28 229H26V230H22V228H20V227H17L16 226V223L18 224L19 223V218H23L25 215V220L27 221L28 219H30V217H37V218H42V219H45V218H49V217H51V216H54L56 219H57V221L59 222V225H61L62 223L64 224V223H70V225L73 227V228H80V227H82L83 228V226H89V225H93L94 227H99V228H103V227H106V228H108V230L106 229V231H108V232H110V235H112L113 234V237L114 236H117L116 235V232H115V230L117 231H121L120 233H124V238L125 237H130V239L132 240V236H133V240H134V238H136V239H138L137 241L138 242H140V244H144V245H142V247L144 246V248H143V250H142V257H140V261H139V259H137L138 261H133V259L135 260L136 258H139V255H138V257H134L133 259H132V261H133V264H147V263H153V264H157L158 262H159V260L158 259H160V257H162L163 256V258H161L163 261H165L164 260V258L166 259L167 258V255H170L171 256V254H172V251H176V252H182V251H184V250H187V249H193V248H188L187 246L189 245H186L187 243H185L184 241L186 240L183 236H181L180 234L178 235V234H176V237H175V235L174 234H169V233H167V231H169L168 229H167V226H176L177 227V229H178V225L180 226L181 225V228L179 227V229H178V231H183V230H186V232L189 230V229H191V228H193V226L194 227H199L200 226V229H208V230H210V228L211 227H213V226H215V225H217V226H219L220 227V229H219V231L220 232H222L221 233V235L220 236H218L217 238L219 239L218 241H220V242H218L217 241V239L216 240H214V242H213V244L215 243V246H213L212 245V242L211 243H209V242H204V240H202V244H200V243H198L197 245H196V247L197 248H195L196 250L197 249H199L197 252H200L202 249V251H206L207 249L209 250H211L212 249V247H213V249H216V248H229L230 247V245L232 246L234 243H233V241L234 240H239V239H248V240H253V241H255L256 242V240H257V243L259 242V243H264V229H263V231L262 230H260V231H253L252 230V228L253 227H256V226H260V225H262L263 223V221L264 220H259V219H254V218H256V217H254L255 215H260L261 216V214H262V216L264 215V189H263V183H264V178L262 177V179H261V177L260 176H262V175H264V170L262 171L261 170V168L259 169H257V168H254L255 166H259V165H261V166H263L264 167V66H263V58L264 57H262V55H260L261 54V51H260V48L261 47H259V45H258V43H259V41H258V39L260 38V36H262L263 35V38H264V19H262V18H259V13H257V10H255L254 8H255V5H253V7L254 8H251L252 6H250V4H251V1H253V0H251V1H249V0H244V1H246L247 3H249V6H248V4L247 5H245L243 2V0H241V2H240V0L238 1V0H230V2H229V0H227V2L228 3H230V4H228L227 2H226V0L224 1V0H221ZM234 2V3H232V2ZM249 1V2H248ZM256 3H257V1L256 0H254ZM231 3H232V5H231ZM237 3V4H236ZM241 3V4H240ZM255 3V4H256ZM213 4V3H212ZM224 4H225V6H224ZM253 4V3H252ZM251 4V5H252ZM258 4H259V2H258ZM257 4V5H258ZM217 5H213V9H217V11H218V6ZM215 6H217V7H215ZM230 7V8H229ZM238 7V8H237ZM244 7V8H243ZM251 8V9H250ZM212 9V10H213ZM227 9V10H226ZM231 9H233V10H231ZM240 9V10H239ZM245 9V10H244ZM247 9H249V10H247ZM215 10H213V13H214V11ZM231 10V11H230ZM236 10V11H235ZM254 10V12H252ZM20 11V9L18 10V12ZM23 11H24V13L27 15V14H30V13H33V11L31 10V9H29V8H24L23 10L21 9V11L20 12H22V14H23ZM26 11V12H25ZM31 11V12H30ZM221 11H222V13L223 12H225L224 14H222L221 15ZM246 11V12H245ZM204 12H206V11H204ZM229 14H228V13ZM242 12V13H241ZM17 13V12H16ZM210 14H209V16L210 15H212L213 13L212 12H209ZM216 13V14H215ZM214 14H215V16H213V17H216V15L218 16V14H217V12H215ZM233 13V14H232ZM240 13V14H239ZM19 14H21V13H19ZM24 14V15H25ZM232 14V15H231ZM237 17H236V16ZM251 15V16H250ZM257 15H258V17H257ZM233 18H232V17ZM243 16V17H242ZM213 17H211L212 18V20L214 19ZM219 17V16H218ZM219 18V20H221ZM228 20V21H226V20ZM236 19V20H235ZM237 19H240V20H237ZM214 20H217V17L214 19ZM213 20V21H214ZM222 20H223V17H222ZM245 20H246V22H245ZM248 20V21H247ZM253 20V21H252ZM259 20V21H258ZM236 21H237V23H236ZM240 23H239V22ZM263 23H262V22ZM215 23H216V21H214ZM220 22H218L217 21V23H219V25L221 24ZM233 22V23H232ZM222 23V24H223ZM232 23V24H231ZM244 23V24H243ZM234 24H236L235 26H234ZM254 24V25H253ZM223 25V26H224ZM229 25V24H228ZM244 25V26H243ZM253 25V26H252ZM30 27H28V31H30L31 29H34L35 28V25L34 24H30L29 25ZM31 26H33V27H31ZM216 26H217V24H216ZM221 27H223L222 25H220ZM218 27V26H217ZM241 27V28H240ZM254 27V28H253ZM259 27V28H258ZM237 28V29H236ZM218 29V32L220 31ZM224 29V30H223ZM225 29H227L226 31H228V32H226L225 31ZM259 29V30H258ZM263 31H262V30ZM225 31V32H223V31ZM257 30V31H256ZM252 31V32H251ZM254 31V32H253ZM259 31V32H258ZM230 32V33H229ZM218 34H220V33H218ZM227 34V35H226ZM229 34V35H228ZM231 34V35H230ZM259 34V35H258ZM171 37H173V35H174V33L172 32L171 34ZM254 35H256V37L254 36ZM230 36V37H229ZM247 36V37H246ZM234 39H233V38ZM240 37V38H239ZM254 37V38H253ZM130 38V37H129ZM179 39L181 38V36H179L178 37ZM178 38H177V40H178ZM251 38V39H250ZM257 38V39H256ZM262 38V39H263ZM131 40H129V41H132L133 39H135L133 36L130 38ZM241 39V40H240ZM261 40V39H260ZM227 41V42H226ZM229 41V42H228ZM127 42V44H129L130 42H128V41H126ZM219 42H220V40H219ZM220 42V43H221ZM233 42H234V44H233ZM237 42V43H236ZM238 42H239V44H241V46H240V48L242 47L245 51H248V52H245V54H246V56H247V58H248V62H249V64H250V67H249V69H251V70H248V67L247 66H244V68H242L243 66H240L239 67V65H240V62H241V60H240V62H238L237 60V62H238V64H236V65H238V67H239V69H238V67L235 65V63H237L236 61H233L234 62V64H233V62H232V60H233V57H232V60L230 59V57L234 54L233 52L234 51H236V52H238V46L237 45H239L238 44ZM258 42V43H257ZM221 43V44H222ZM227 44V45H226ZM122 45V46H121ZM121 45H119V46H115V47H110V48H106L105 49V51H106V53H104L103 51H102V49L100 48V47H95V46H93V48H94V51H99L98 53L100 54L101 52V54L100 55H102V56H104L105 55V57L108 55V56H110L111 54L112 55H114V56H121L120 58H121V60L123 59V60H125L124 62H127L128 61V66H129V68L131 69V70H129V68H128V70L129 71H131V72H134V73H136V71H137V67H138V58L135 56V55H133L134 53H132V52H136V53H138L139 51H136V50H134V51H132L131 52V46L129 47V46H126V47H124L125 45H126V43H123V44H121ZM225 45V47H223ZM121 47V48H120ZM234 47V48H233ZM235 47H236V50H235ZM98 48V49H97ZM115 48V49H114ZM126 48H127V50H126ZM231 48V49H230ZM233 48V49H232ZM248 48V49H247ZM257 48V49H256ZM91 49H92V47H91ZM113 50V51H112ZM115 50V51H114ZM232 50H234V51H232ZM240 50L241 49H239V52H240ZM262 50V49H261ZM101 51V52H100ZM243 50H241V52H242ZM249 51H250V53H249ZM107 52H108V54H107ZM113 52V53H112ZM129 52H131V53H129ZM223 52L221 53V54H223ZM255 52V53H254ZM259 52V53H258ZM115 53V54H114ZM121 53V54H120ZM140 53V52H139ZM165 53H167V52H165ZM243 53V52H242ZM248 53V54H247ZM107 54V55H106ZM131 54V55H130ZM176 54V53H175ZM236 54V53H235ZM34 54L32 53V56H33ZM111 55V56H112ZM123 55V56H122ZM224 55V54H223ZM239 55V53H237V56ZM240 55H241V53H240ZM239 55V56H240ZM243 55H244V53H243ZM243 55H241L242 56V59H243ZM32 56H30L29 54L27 55H25V57H22V58H25V60H27V58L26 57H28L29 59L28 60H30L31 59V57ZM129 56V57H128ZM222 56V55H221ZM135 57V58H134ZM227 57H228V59H227ZM128 58H129V60H128ZM236 59H237V57H235ZM234 58V59H235ZM240 58V57H239ZM244 61L246 62L247 61V59H246V57L244 56ZM250 58V59H249ZM256 60H255V59ZM21 59V58H20ZM241 59V58H240ZM254 59V60H253ZM23 61H24V59H22ZM27 60V61H28ZM122 60V61H123ZM239 60V59H238ZM260 60V61H259ZM23 61H20V64H22L21 62H23ZM26 61V62H27ZM137 61V62H136ZM243 61V60H242ZM256 61H258V62H256ZM3 62V61H2ZM29 62V61H28ZM27 62V63H28ZM62 62H64L63 60H62ZM60 63L58 66H60L61 64H63V63ZM245 62H243V63H245ZM248 62H246V63H248ZM251 62V63H250ZM24 63H25V61L23 62V65H24ZM26 63V64H27ZM129 63H130V65H129ZM224 63V62H223ZM222 63V65H221V67L224 65ZM242 62H241V65L243 64ZM3 64V66H4V63H2ZM16 64V63H15ZM133 64V65H132ZM248 64V65H249ZM261 64V65H260ZM17 65V64H16ZM14 65V67H15V69L14 68H12V66H10V68L11 69H14L15 71H17V69H19V67H21L22 69H24V68H27V66L25 65V66H23L22 67V65ZM234 65H235V67H237V68H235L234 67ZM244 65H246V64H244ZM9 66V65H8ZM8 66H6L7 68H8ZM232 66V67H231ZM262 66V67H261ZM6 67H4V68H2V69H4L5 71H6ZM246 67V68H245ZM240 68H241V70L243 69L245 72H246V74H244V73H242V71L240 70ZM1 69V70H2ZM9 69V68H8ZM11 69H9V71L8 72H6V74H1V76L2 77H0V78H3V77H7V79L6 78H3V80H1V81H3V83L5 84V85H3V86H6L7 84V86H11L10 85V83H12V82H10V77L8 76V75H10V74H8V73H15L16 74V72H14V71H11ZM134 69V70H133ZM233 69H234V72H233ZM245 69H247V70H245ZM257 69V70H256ZM136 70V71H135ZM237 70V71H236ZM229 71H231L232 72V74H233V76H232V74L230 73L229 74ZM1 73H3V71H0ZM37 72H41L40 70H38L37 69ZM37 72H36V74H37ZM129 73V74H132V73ZM228 72V75H226L225 73H227ZM27 75H26V74ZM42 73H44V71H42ZM113 73V72H112ZM120 73V72H119ZM121 73H123L122 71H121ZM235 73V74H234ZM29 74H30V76H31V80L29 81V78L28 77H26V78H28L27 80H26V78H25V75L26 76H29ZM45 74V73H44ZM43 74V75H44ZM242 74V75H241ZM4 75H6V76H4ZM225 75V76H224ZM229 75H230V77H229ZM235 75V76H234ZM238 75V76H237ZM244 75V76H243ZM246 75V76H245ZM121 76V75H120ZM227 76V77H226ZM21 77V78H20ZM33 77V78H34ZM223 77H225L226 78V80L223 78ZM229 77V78H228ZM231 77H233L234 79H235V82L233 83L231 80H233L234 81V79L233 78H231ZM244 77V78H243ZM133 80H132V79ZM229 80H228V79ZM231 78V79H230ZM5 79L6 80H8L7 81V84L5 83ZM22 79V81L19 83V81ZM44 79V78H43ZM121 79V78H120ZM123 79H124V81H125V83H124V81H123ZM131 79V80H130ZM238 79H240L239 81H238ZM12 80L14 81V79L12 78ZM26 80V81H25ZM38 80V79H37ZM45 80V79H44ZM43 80V81H44ZM222 80V81H223ZM236 80L238 81V82H236ZM47 81V80H46ZM45 81V82H46ZM130 81V82H129ZM228 81H230V82H228ZM10 82V83H9ZM36 83V85H35V83ZM77 82V81H76ZM75 82V83H76ZM246 82V83H245ZM75 83H73V84H75ZM77 83H79V82H77ZM124 83V84H123ZM232 84V86H231V84ZM46 84V83H45ZM128 84V85H127ZM135 84H136V86H135ZM249 84H251V85H249ZM1 85V84H0ZM33 85H35L36 86V88H40L41 90H40V92H38L34 87L35 86H33ZM65 85V84H64ZM63 85V87H66L68 84H66V86H64ZM70 85V84H69ZM75 85H77L78 86V84H75ZM75 85H74V87H70V86H68V87H70L69 89H67L68 91H71L70 89H73L71 92H70V94H69V96H74L73 97V100L75 101V99L74 98H76L77 99V97H78V95H76V90H78L77 89V87H75ZM82 84H80V86H81ZM139 85V86H138ZM79 86V87H80ZM123 86V87H122ZM191 86V85H190ZM193 86V88H195ZM241 86L243 87V88H241ZM13 87H11L12 88V90H13ZM85 87V86H84ZM132 88V89H128V88ZM3 88H5V87H3ZM9 88V87H8ZM67 88V87H66ZM65 88V89H66ZM82 88V87H81ZM138 90H137V89ZM237 88V89H236ZM245 88V90H243L242 91V89H244ZM252 88V89H251ZM254 88V89H253ZM5 89H7V88H5ZM30 89V91H28ZM143 89V90H142ZM147 89H149V90H147ZM150 89H152V91L150 90ZM207 89V88H206ZM16 90H13V91H16ZM21 90V91H20ZM23 90V91H22ZM62 90V91H61ZM80 90V93H81V91L82 90H84L83 88L82 89H79ZM128 92H130V94H128L127 93V91ZM131 90H132V92H131ZM136 90V91H135ZM213 90V91H212ZM229 90V91H228ZM236 90V91H235ZM24 91H26V92H24ZM32 91H34V92H32ZM75 91V92H74ZM124 91V92H123ZM135 91V92H134ZM144 91V92H143ZM211 91V92H210ZM246 91L248 92L247 94H246ZM255 91V92H254ZM2 92L3 93H1V91H0V105H2L3 103H1V101H2V99L4 98V96H5V98L7 99V97H9V96H6V90H2ZM29 92V93H28ZM47 92H49V93H47ZM51 92H53L54 94V96L52 95V93ZM151 92V93H150ZM203 92V91H202ZM201 92V93H202ZM214 92V93H213ZM233 92V94H231ZM241 92V93H240ZM28 93V94H27ZM47 93V94H46ZM61 93V94H60ZM73 93H75L74 95H73ZM79 92H78V94L79 95H81ZM207 93H206V95H207ZM244 95H243V94ZM254 93V94H253ZM3 94H5V95H3ZM59 94V95H58ZM66 94H67V92H66ZM67 94V95H68ZM144 94V95H143ZM190 94V96L188 97V95ZM217 94V93H216ZM241 94V95H240ZM7 95H8V93H7ZM32 95H34V96H32ZM40 95H41V97H40ZM44 95V96H43ZM57 95V96H56ZM142 95V96H141ZM248 95V96H247ZM254 95V96H253ZM263 95V96H262ZM19 96V95H18ZM37 96V97H36ZM47 96V97H46ZM69 96H67V97H65L66 99H70L71 100V98H68ZM77 96V97H76ZM153 96V97H152ZM204 96H205V94H204ZM215 96H217L218 98H220V99H218L217 97L215 98ZM220 96V95H219ZM251 96V97H250ZM59 97V98H58ZM80 97V96H79ZM82 97V96H81ZM149 97V98H148ZM157 97V98H156ZM231 97V98H230ZM19 98V97H18ZM36 98H37V100H36ZM47 98V99H46ZM57 99V101H55L56 99ZM63 98V97H62ZM61 98V99H62ZM64 98V99H65ZM88 98V97H87ZM213 98V97H212ZM244 100H243V99ZM6 99H4V100H6ZM19 99V100H20ZM32 99V100H31ZM60 99V100H61ZM64 99H62L63 101H64V103H69V102H66ZM148 99V100H147ZM230 99V100H229ZM232 99H234V100H232ZM39 100H40V102H39ZM72 100V101H73ZM81 101V100H83V98L81 99H79L78 98V101ZM85 100V102L87 101L86 99H84ZM90 100V99H89ZM88 100V101H89ZM101 100H103V99H101ZM101 100L99 99V101L98 100H94V99H92V102H95L94 104L96 105L98 102V104H100V107H99V105H96V106H98L99 107V109H100V112L102 111L101 109H103V113L105 114V110H106V108L107 107H112V109H111V107L109 108V109H111V110H114V108H113V103H114V101L112 102L111 100H109V101H111L112 102V104L113 105H110L109 106V104H108V106L107 105H101ZM132 100V101H131ZM154 100H155V102H154ZM184 100V101H185ZM221 100V101H220ZM223 100V101H222ZM7 101V100H6ZM5 101V102H6ZM22 101V100H21ZM26 100H24L23 102H25ZM53 101V102H52ZM77 101V100H76ZM75 101V102H76ZM91 101V100H90ZM89 101V102H90ZM98 101V102H97ZM107 102V100H105L104 101V103L105 102H107V103H111V102ZM137 101H139V102H137ZM143 101H145V102H143ZM191 101V102H190ZM220 101V102H219ZM226 101V102H225ZM247 101H249V102H247ZM251 101V102H250ZM255 101V102H254ZM261 101V102H260ZM4 102V101H3ZM39 102V103H38ZM44 102V103H43ZM54 102H55V104H54ZM88 102V103H89ZM103 102V101H102ZM152 102V103H151ZM189 102V103H188ZM216 102H218V104L216 103ZM244 102V103H243ZM28 103V104H29ZM60 103V102H59ZM63 103V102H62ZM63 103V105H65V107L67 106L66 104H64ZM70 103H73V102H70ZM79 103V102H78ZM78 103H75L76 105H75V107L76 106H78L79 104ZM80 103H82L83 105H84V102H80ZM104 103H102V104H104ZM106 103V104H107ZM138 103V104H137ZM143 103V104H142ZM150 103V104H149ZM221 103V104H220ZM234 103V104H233ZM256 103V104H255ZM263 103V104H262ZM7 104V103H6ZM34 104V105H33ZM41 106H40V105ZM46 104V105H45ZM53 104V105H52ZM57 104L59 105L58 107V109H56L57 108ZM61 104V103H60ZM145 104V105H144ZM177 104V103H176ZM193 104H195V105H193ZM243 104H245V105H243ZM255 104V105H254ZM3 105H5V104H3ZM42 105H43V107H42ZM71 104H69V106H70ZM117 104H115V106H116ZM138 105V106H137ZM142 107H141V106ZM150 105V106H149ZM160 105V106H159ZM162 105V106H161ZM169 105H173L174 106V111H173V109H172V111H173V113H172V111L170 110L171 108L169 107ZM192 105V106H191ZM214 105H216L218 108H216V106H214ZM231 105V106H230ZM237 105V106H236ZM243 105V106H242ZM12 106V105H11ZM50 106V107H49ZM51 106H52V108H51ZM85 106V105H84ZM95 106V107H96ZM114 106V107H115ZM122 109H123V107H122V105H119ZM118 106V107H119ZM129 106H128V108H129ZM137 106V107H136ZM152 106V107H151ZM166 106V107H165ZM189 106H190V108L192 109H190L189 108ZM246 106H248L247 108H246ZM1 107V106H0ZM7 106H5V109H4V111H3V113L1 112V114L0 115H3V117H4V114H6V113H11V110H12V108L10 107V106H8L7 108H6ZM35 107H36V110H35ZM68 107V106H67ZM71 107H72V109L71 110H73V109H76L75 107L73 108V106L71 105ZM79 107H81V104H80V106ZM83 107V106H82ZM82 107L81 108H78V110L79 109H82ZM102 107V108H101ZM117 107V108H118ZM127 107V106H126ZM144 107V108H143ZM160 107V108H159ZM181 107V108H182ZM196 107H197V109H196ZM203 107V108H202ZM232 107V108H231ZM244 107V108H243ZM4 108V106H2L1 107V109H3ZM11 108V109H10ZM40 108H41V110H40ZM48 108V109H47ZM125 108V107H124ZM127 108V111H128V113H130L131 114V112L129 111V109ZM157 108V109H156ZM179 108H180V106H179ZM189 108V109H188ZM239 108H240V111H239ZM69 109V111H71ZM99 109H96L97 110V112H98V110ZM105 109V110H104ZM108 109V110H109ZM133 109H134V111H133ZM140 111H138V110ZM145 109V110H144ZM164 109V110H163ZM184 109H187V110H184ZM196 109V110H195ZM199 109V110H198ZM205 109V110H204ZM217 111H216V110ZM233 109H235L234 111L235 112H237V113H240V115L241 116H238V114L237 113H235L234 112V115H236L237 116V121H238V123L237 124H240V126H241V128H243L244 126H246L247 125V123L246 122H249V125H251L253 128L252 129H259L256 133L258 134V132H259V134L258 135H256V137L257 136H259V137H261L260 139H258L259 137H257V138H255V142L256 143H254L253 141H252V143H250V144H252V146L253 147H251V145H249V143L247 144L248 146H250V148H252L251 150L252 151H250V148H248L249 149V155L251 154V152L253 153V155H255L254 156V159L251 157V158H249L250 156H252V155H248L249 157H246V155H247V153H244V155H245V157L246 158H249V160H251L252 159V161H254L255 162V165L254 164H252V161H246V159L245 160H241V162H240V158L238 157L237 159H239V160H237V162L239 163V164H241V166H238L239 164L236 162V161H233V160H231V162H230V158L228 157V158H225V160L224 159H222V158H224L223 156L221 157V159H220V161H219V157L221 156L220 154H219V157H217L218 158V163H217V161H216V159L217 158H215V155H216V153L218 154V152H219V150H217V146L218 147H220L221 149H222V142L221 141H216V142H221L222 144H217V146H216V144L214 145V139L216 140V139H220V137H221V134H222V137L224 136V138H226V141H225V139L224 138H222L224 141H225V143L227 144V140L229 139L230 140V138H229V136H231L232 137V134L231 135H229V136H226L225 137V135L223 134V133H226L223 129H226V128H224V127H226V126H228L229 125V123H228V125H227V123L226 124H224V126H223V122L227 119V120H229L230 118H228V116H229V114H232V112H233ZM245 109V110H244ZM23 109H21V111H22ZM39 110V111H38ZM42 110H43V113H42ZM50 110V111H49ZM66 110V111H65ZM78 110H76V112L78 111ZM108 110H106L107 112H106V114L109 112ZM111 110H110V113L109 114H112V112H111ZM144 112H143V111ZM147 110V111H146ZM155 110V111H154ZM156 110H158V111H156ZM180 110V109H179ZM191 112H190V111ZM201 110V111H200ZM226 110V111H225ZM242 110H243V112H242ZM0 111H2V110H0ZM10 111V112H9ZM57 111V112H56ZM116 111V110H115ZM120 113H121V111L122 110H118ZM118 111H116V112H114L112 115H114V116H109V117H114V119H115V117L116 118H118L117 116H115V113H118ZM124 111V112H123ZM122 112H123V114H125V109L123 110ZM126 111V112H127ZM136 111V112H135ZM141 111H142V113L143 114H141ZM146 111V112H145ZM148 111H150V112H148ZM164 111V112H163ZM207 111V112H206ZM223 111V112H222ZM255 111V112H254ZM259 111V112H258ZM35 112H39L37 115H39V116H37V117H39V119H40V117H41V119L42 118H44V117H46V118H44V119H42V121L41 122H45V123H41L42 125H44L45 127H44V129L45 128H47L48 129V127H50L51 126V129H52V131H58V134L59 133H61L62 135H63V137L65 136L62 132H59V131H61V130H63V129H65V128H67V127H71L72 126V128H73V130H72V128L70 129H65V131H71V132H67V133H69L70 135H67V133H66V138L64 137H61L60 136V134L59 135H57V131L56 132H52V136L50 137V135H51V133H50V131L49 130H51L50 128L47 130V129H41L42 131H41V133H39V132H36V131H38V130H36V129H38L39 127H40V125H38L37 127H36V129H35V127H34V130H31V129H33L32 127H31V129H29V127H30V125H33V123H34V125L36 126V124H37V120L35 119V116H36V114H35ZM52 112V113H51ZM55 112L56 113H58V114H56V115H54L53 116V114H55ZM72 112V111H71ZM70 112V113H71ZM75 112V113H76ZM148 112V113H147ZM155 112V113H154ZM160 112H161V114H160ZM170 112V114H167V113H169ZM180 112V111H179ZM195 112H197V113H195ZM199 112V113H198ZM212 112V113H211ZM225 112V113H224ZM231 112V113H230ZM242 112V113H241ZM73 113V112H72ZM81 113V110H79L78 112H77V115L78 114H80ZM102 112L100 113V114H102V115H104ZM150 113V114H149ZM181 113V112H180ZM205 113V114H204ZM227 113V114H226ZM245 113H246V115H245ZM47 114V115H46ZM52 114V115H51ZM100 114H98V115H100ZM105 114V115H106ZM127 114V113H126ZM129 114V115H130ZM137 114V115H136ZM148 114V116L146 117V115ZM167 114V115H166ZM193 114V115H192ZM214 114V115H213ZM221 114V115H220ZM223 114V115H222ZM7 115V114H6ZM9 115V114H8ZM13 114H11V117L10 116H7L6 118H8V117H10V118H12V119H14L15 120V117L14 116H12ZM20 115H21V113H20ZM40 115H42V116H40ZM65 115H67V116H71V114L69 115V113L68 114H65ZM76 115V114H75ZM76 115V116H77ZM80 115H82V114H80ZM104 115V116H105ZM145 115V116H144ZM150 115V116H149ZM152 115H154V116H158L159 115V117L162 115V117L161 118H157V117H154V116H152ZM173 115H174V117H173ZM176 115H178V114H176ZM228 115V116H227ZM233 115V116H234ZM244 115L246 116V117H244ZM249 115H251V116H249ZM258 115V116H257ZM25 116H26V118H25ZM79 116V115H78ZM119 116H121V114L119 115ZM220 116V117H219ZM222 116V117H221ZM225 116V117H224ZM248 116V117H247ZM2 116H0V119H2L1 118ZM14 117V118H13ZM36 117V118H37ZM55 117V118H54ZM57 117V118H56ZM81 117H83V116H81ZM88 117H90V116H88ZM87 116H86V118H88ZM91 117H93V116H91ZM95 117H93V118H95ZM133 117H134V119H133ZM149 117V118H148ZM164 117V118H163ZM167 117V118H166ZM171 117V118H170ZM187 117H188V119H187ZM195 117V118H194ZM204 117V118H203ZM230 117V116H229ZM231 117H232V115H231ZM243 117L245 118L244 120H246V121H243L242 119H243ZM10 118H8V119H10ZM28 118H30V119H28ZM52 118V119H51ZM78 118V117H77ZM80 118V117H79ZM86 118H82V119H86ZM93 118H91V119H93ZM100 118H101V115H100ZM103 119L105 118V117H102ZM102 118H101V120H102ZM127 118V119H126ZM155 118V119H154ZM174 118L176 119V120H174ZM185 118V117H184ZM183 118V119H184ZM201 118H203V119H201ZM212 118V119H211ZM218 120H217V119ZM220 118H221V121H220ZM224 118H226L224 121H223V119ZM232 118H236L235 116L234 117H232ZM248 119V121H247V119ZM254 118V119H253ZM8 119H6L7 121H8ZM24 119H28L29 121L31 120V122H32V120H33V123H30L28 120H24ZM39 119H38V122H39ZM51 119V120H50ZM81 119V120H82ZM138 119V120H137ZM151 119H153V120H151ZM159 119H160V121H159ZM172 119V121H170ZM198 119V120H197ZM214 119V120H213ZM252 119V120H251ZM36 120V122H34ZM44 120V121H43ZM49 120V121H48ZM57 120V121H56ZM59 120V121H58ZM81 120H79V123H80V121ZM101 120H99V121H101ZM105 120V119H104ZM121 119H119V121H120ZM141 120V121H140ZM151 120V121H150ZM165 120H167V121H165ZM177 120H179L178 122H176ZM189 120H191L190 121V123H189ZM201 120V121H200ZM216 120V121H215ZM232 120V119H231ZM1 121V120H0ZM70 121H71V123H70ZM88 121V120H87ZM98 121V122H99ZM114 121H116L115 123L117 124V119L116 120H114ZM123 123H122V122ZM120 122L121 123H119V124H122V126H125V124H124V122L125 121H123V120H121ZM143 121V122H142ZM149 121V122H148ZM156 121V122H155ZM159 121V123H157ZM184 121V120H183ZM198 121V122H197ZM200 121V122H199ZM209 121H210V123H211V125L209 124ZM215 121V123H213V125H215L216 126V128L218 127L219 128V130L218 131H216L215 132V134L213 133V136H212V133H211V136H210V132L211 131H213L214 130V127H213V125H212V122H214ZM223 121V122H222ZM230 121V120H229ZM8 122H10V120L8 121ZM14 122V123H13ZM30 123V125L27 127V123ZM47 122H48V124H49V126L47 125ZM83 122H86V121H84L83 120ZM82 122V123H83ZM91 122V121H90ZM89 122V123H90ZM105 122V121H104ZM104 122H103V120H102V123L104 124ZM148 122V123H147ZM170 122V123H169ZM193 122V123H192ZM202 122V123H201ZM233 122H234V120H233ZM232 122V125L233 126H237V125H234L235 124V122L233 123ZM244 122V123H243ZM0 123H3V122H0ZM5 123V122H4ZM36 123V124H35ZM58 123V124H57ZM81 123V124H82ZM150 123V124H149ZM194 123H195V125H194ZM197 123V124H196ZM208 123V124H207ZM220 123V124H219ZM242 123L244 124L243 125V127H242ZM61 124V125H60ZM76 124V125H75ZM80 124V125H81ZM86 124H88V122L86 123ZM100 123H98V125H99ZM102 124V125H103ZM133 124V125H132ZM148 124V125H147ZM156 124H157V126H158V128H157V126H156ZM161 124V125H160ZM207 124V125H206ZM246 124V125H245ZM42 125H41V127H42ZM59 125L61 126V128L59 127ZM79 125V124H78ZM84 126H85V124H83ZM96 125V126H95ZM126 125H127V123H126ZM151 125V126H150ZM209 125H210V127H209ZM26 126V127H25ZM47 126V127H46ZM54 126V127H53ZM63 126V127H62ZM66 126V127H65ZM135 126V127H134ZM150 126V127H149ZM155 126V127H154ZM187 126V125H186ZM194 126V127H193ZM196 126V127H195ZM200 126V127H199ZM205 126V127H204ZM223 126V127H222ZM262 126H263V128H262ZM57 127H59V128H57ZM80 127H82V128H80ZM79 128H80V130L83 132H79L80 134L82 133V135L84 134V133H86V132H84L83 131V129H84V127L83 126H80ZM142 127H144V128H142ZM153 127V128H152ZM188 127H186V128H188ZM192 127V128H191ZM221 127V128H220ZM232 127V126H231ZM234 127V128H235ZM250 127V126H249ZM261 127V128H260ZM43 128V127H42ZM53 128H54V130H53ZM88 128V127H87ZM86 128V129H87ZM101 128H102V130H101ZM115 128V129H114ZM141 128V129H140ZM162 128V129H163ZM213 129V130H211V129ZM215 128V129H216ZM233 128V127H232ZM232 128H231V130L229 129V126H228V129L230 130V132H232ZM233 128V129H234ZM240 128V129H241ZM251 128V127H250ZM2 129V130H1ZM10 129V130H9ZM22 129V130H21ZM23 129H24V132H23ZM77 129V130H76ZM96 129H98L97 131H96ZM153 129V130H152ZM210 130V132H209V130ZM239 128L237 127V129H236V131H234L235 133L237 132V130H238ZM248 129V127H246V130ZM252 129H250V131L249 132H251L252 131ZM255 129L253 130V131H255ZM263 129V130H262ZM28 130V131H27ZM44 130V131H43ZM89 130H91V128L90 129H88V131ZM93 130V129H92ZM92 130H91V132H92ZM118 130V131H117ZM128 131V133H127V131ZM152 130V131H151ZM205 131V133L203 134L202 132L203 131ZM208 130V131H207ZM224 132H223V131ZM227 130V129H226ZM228 130V131H229ZM246 130L244 131V132H246ZM6 131H9V133H7ZM13 131V132H12ZM30 131H33L32 133H30ZM48 131V133H49V135H48V138H46L47 137V132ZM87 131V130H86ZM88 131H87V133L86 134H92L91 132H89L88 133ZM104 131H107V133L106 132H104ZM120 131V132H119ZM145 131V132H144ZM159 131V132H158ZM193 131V132H192ZM227 131V132H228ZM239 131V130H238ZM252 131V132H253ZM27 132V134H25ZM43 132L45 133V134H43ZM73 132H75V133H73ZM95 132H94V134H95ZM102 132H103V134H102ZM140 132V133H139ZM143 132V133H142ZM165 131L163 130V133H164ZM198 132H199V134H198ZM208 133V136H207V133ZM214 132V131H213ZM220 132V133H219ZM230 132H228V133H230ZM248 132V133H249ZM39 133V134H38ZM76 133V134H77ZM78 133V134H79ZM196 133V134H195ZM202 135H201V134ZM218 135H217V134ZM255 133V132H254ZM10 134V135H9ZM21 134V135H20ZM37 134V135H36ZM40 134H41V136H40ZM71 134L72 135H74L73 137H75V138H73L74 140V142H72L71 144H73V143H80L79 144V146L81 147V146H84L83 147V149H81V150H84L85 152H86V154L88 155V159H90V160H85V162H84V165L82 164V162H81V160H79L78 158H81L82 157V155H81V153L79 152V151H81L80 150V147L78 146V144L76 143V145L79 147V149H78V147L77 148H75L74 147V149H72L71 147L72 146H70L68 143H70V142H68L67 140L69 139H71V138H68L67 139V136H69V137H71ZM126 134V135H125ZM178 134V133H177ZM183 134H182V136L181 137H183ZM236 134H237V136H236ZM235 134V138L236 139H231L232 141H234V142H238V143H240V144H238L237 142H236V144L235 143H232V141H230L231 143V145L233 146L234 144L235 145H237L238 146V148H239V146L242 148L243 146H245L246 144H244L245 142H246V139H245V137H242V136H245V133L242 135V133H240L239 132V134H238V132ZM44 135H46V136H44ZM54 135V136H53ZM88 135H87V137H84L85 136V134H84V142H85V138H88ZM103 135V136H102ZM143 135V136H142ZM148 135V136H147ZM159 136V138H158V136ZM194 135V136H193ZM215 135V136H214ZM239 135V136H238ZM240 135H242V136H240ZM1 136V135H0ZM10 136V137H9ZM21 136H23V137H21ZM27 136V137H29V138H27V139H29V141H30V143H28L27 145H26V147H28L29 146V144H31L29 147L30 148H28V150H24V153L25 154H23L22 152L23 151H19V150H17V152H16V148L18 147H14V146H16V144L19 142V144L18 145H20V146H23L22 145V143H21V141L23 142V140H21V139H23V138H25V137ZM38 136V137H37ZM77 136V137H76ZM90 136V135H89ZM120 136H121V138H120ZM152 136V137H151ZM176 136L178 137V142L176 143V144H174L173 145V143L176 141ZM197 136V137H196ZM200 136V137H199ZM217 136V137H216ZM233 136H234V134H233ZM36 137H37V139H36ZM42 138V139H39V138ZM61 137V138H60ZM93 137V138H94ZM104 137V138H103ZM173 137V136H172ZM210 137H213L212 139L210 138ZM227 137H228V139H227ZM239 137V138H238ZM242 139H241V138ZM2 138H3V136L2 137H0V141H2ZM14 138H16V139H14ZM21 138V139H20ZM35 138V139H34ZM89 138H92V137H89ZM96 138H94V139H92V140H95ZM129 138H132V139H129ZM138 138V139H137ZM208 138H210L209 140H207ZM233 138V137H232ZM237 138H238V140H237ZM243 138L245 139V140H243ZM19 139V140H18ZM47 139V141H45ZM51 139V140H50ZM58 139V140H57ZM63 139H65V144H64V142L63 143H61L62 141H63ZM111 139V140H110ZM128 139V140H127ZM136 139V140H135ZM140 139V140H139ZM142 139V140H141ZM174 139H175V141H174ZM221 139V140H222ZM239 139H241V140H239ZM256 139H258V141H256ZM262 139V140H261ZM7 140H5V141H7ZM72 140V139H71ZM117 140V141H116ZM229 140H228V142H229ZM242 140L243 141H245V142H242ZM7 141V142H8ZM15 141V142H14ZM26 141V140H25ZM28 141V142H29ZM31 141H32V143H31ZM42 141V142H41ZM58 141V142H57ZM67 141V142H66ZM120 141V142H119ZM138 141V142H137ZM140 141V142H139ZM209 141V142H208ZM212 141V142H211ZM223 141V142H224ZM38 142H40L41 144H38ZM47 142V143H46ZM55 142V143H54ZM103 142V143H102ZM105 142V143H104ZM136 142V143H135ZM144 142V143H143ZM189 142V143H188ZM16 143V144H15ZM21 143V144H20ZM42 143L44 144H47L46 146H48V144L52 147V148H49V146L48 147H46V146H44V145H42ZM121 143V144H120ZM132 143H134V144H132ZM139 143V144H138ZM142 143V144H141ZM199 143V144H198ZM211 143V144H210ZM213 143V144H212ZM247 143V142H246ZM23 144H24V142H23ZM26 144V143H25ZM94 144H96V146L94 145ZM106 144H107V146H106ZM120 144V145H119ZM193 144H194V146H193ZM242 144H244V145H242ZM262 144V145H261ZM41 147H46L47 149H49V150H46V148H41ZM62 145H65V147H63ZM69 145V146H68ZM74 145V144H73ZM92 145H94L93 147H92ZM119 145V146H118ZM129 147H128V146ZM144 145V146H143ZM145 145H146V147H145ZM171 145H172V147H171ZM227 145H229V143L227 144ZM230 145V146H231ZM254 145H256V146H254ZM32 146V147H31ZM39 147V149L41 150H39V151H37V147ZM104 146V147H103ZM133 146V147H132ZM140 146H141V148H140ZM154 147V149L156 150H159V151H162L161 152V154H159V153H157L154 149L152 150V148ZM175 146V147H176ZM185 146V147H184ZM186 146H188V148L186 147ZM197 146V147H196ZM223 146H225V144L223 145ZM248 146H245V148L246 147H248ZM62 147V148H61ZM66 147H70V149L72 150H69V148L67 149ZM132 148L131 150H126V149H124V148ZM139 147V148H138ZM150 147H152V148H150ZM205 147H207V149H209V152H208V150L205 148ZM215 147H216V149H215ZM235 147V150H238V149H236V146H234ZM260 147H262V148H260ZM0 148V149H1ZM24 149H27V148H25V147H23ZM88 148V149H87ZM94 148V149H93ZM135 150H137V149H139L140 151H141V155H140V153H139V155H137L138 154V151L139 150H137L136 151V154H134V149ZM144 148H150V150H152L151 152H156L157 154H159L162 158H164L163 160L161 159V157L160 156H157L158 158H160V160H158L157 159V157H156V155H154L156 158V160H158L157 162H158V164L160 163V165H157V162H154L155 164L154 165H156L155 167H154V165H152L153 164V162H151L152 160H155V159H153V157H152V160H151V155L148 153V155L146 156V155H144V153L145 154H147L146 153V149H144ZM178 148H177V151H178ZM186 148V149H185ZM193 148V149H192ZM195 148V149H194ZM198 148H205L206 150H207V153H209V157H211L210 159H211V163H209L208 161H205V162H203V163H205L204 165H203V163L201 164V161H203L201 158L202 157H204L205 156V160H206V157H207V159H208V156L206 155V153L205 154H203L202 155V153L200 154V156L199 157H201V158H199L198 157V155H199V153H200V151L201 152H203L204 150H201V149H198ZM241 148L239 149V150H241ZM253 148H254V150H255V152L253 151ZM7 149H11L10 151H8ZM17 149H21L22 150V148H17ZM32 151H31V150ZM55 149V150H54ZM69 150V151H71V152H67V150ZM76 149V150H75ZM78 149V150H77ZM97 149H99V150H97ZM113 149V150H112ZM120 152V151H122V152H124V153H126V151H128V153H126V157H128L129 155H131L132 153L136 156V160L138 159L137 157H139V159L140 160H138L137 162L136 161H134V163H137V164H135V165H137L136 167L138 168H136L135 166H134V164H132V163H130L129 162V160H134V156H133V154L131 155L133 158L132 159H130L131 158V156H130V158H119V160H124V159H126V160H124L125 161V164H126V162L128 161V163H130V164H126V166H125V164H124V166H125V169L127 168V171L129 172V174H128V172H126V170L123 172L124 174L126 173V175L128 174V175H130L129 177H128V175L126 176V175H124L123 173H122V175H124V177L126 176V177H128V179L130 178V181H131V179L133 180V178H134V176H136V175H138V176H136V178L130 183V184H124V177L123 176H121V177H123V178H121V181H122V184L120 183V180L118 179V178H116V176H119V175H113V177L114 178H116V179H114L112 176H111V174H110V178L112 177L113 178V180H114V182L112 181V178H111V181H110V178L108 179V175H109V169H111L110 171V173H112V174H114V173H117V172H114V170H116V171H118L119 169L117 168L118 166H119V163L122 165V167H123V160L122 161H118V163L116 162H114L113 160V162L112 161H110V162H112V163H114V165L115 166H117V167H115L113 164L111 165V163H109V161L108 160H111V159H113L115 156H117L118 154H116L115 155V152H117L118 153V151ZM121 149V150H120ZM147 149V150H148ZM176 149V148H175ZM189 150V152H188V150ZM226 149H229V148H226ZM231 149H233V148H231ZM248 149H247V151H248ZM4 150V149H3ZM15 150V151H14ZM30 150V151H29ZM42 150H46V151H43L42 152ZM144 150V151H143ZM163 150H166V151H163ZM206 150H205V152H206ZM216 150H217V152H216ZM234 150V149H233ZM233 150L230 152V155H231V153L233 152ZM234 150V152H233V154H235V151ZM244 150H246V149H244ZM13 153H12V152ZM29 151V152H28ZM50 151H53V153L51 152L50 153ZM74 151L75 152H77V153H74ZM90 151V152H89ZM110 151V152H109ZM144 153H143V152ZM173 151H174V149H173ZM186 151H187V153H186ZM191 151V152H190ZM224 152V154L226 153L227 154V152H228V154H229V150H224V149H222V150H220V152ZM4 152V151H3ZM11 152V153H10ZM19 152V153H18ZM33 153V152H39V154H37V158H38V155H43V154H47L45 157H44V155H43V157L41 158V156H39V158L37 159L36 158V156L34 157V154L36 155V153H34V154H31V153ZM49 152V153H48ZM84 152V153H85ZM101 152V153H100ZM103 152V153H102ZM132 152V153H131ZM151 153L152 154V156H153V154H156V153ZM175 152V151H174ZM199 152V153H198ZM216 152V153H215ZM221 152V154L222 155H224L223 153ZM241 152H242V150H241ZM244 152V151H243ZM261 152V153H260ZM16 153V154H15ZM20 153L22 154V155H20ZM28 153V154H27ZM41 153V154H40ZM69 153H71V154H69ZM73 153V154H72ZM80 153V156L81 157H79V154ZM110 153H114L113 155H114V157L112 158H108V160H107V154H110ZM166 153V154H165ZM167 153H169V154H167ZM182 153V154H181ZM186 153V154H185ZM190 153H192V154H190ZM237 153H238V151H237ZM239 153H240V151H239ZM15 154V155H14ZM49 154V155H48ZM52 156H51V155ZM68 154V155H67ZM93 154V155H92ZM102 155V157L104 156L105 157V155H106V160H105V158H103L104 159V161H107V163H109V164H107L106 162V164H107V166L108 165H110L109 167L110 168H107V166L105 165L104 167L105 168H107V170L105 169V168H102L103 166H101V168H99V164H101V162H103V160L102 159H100V163H98L96 160H99V156L100 155ZM104 154V155H103ZM121 154L124 156L125 154H123V153H121L120 152V154H119V156H121ZM163 154V155H162ZM195 156H194V155ZM243 154V153H242ZM241 154V156H244V155H242ZM26 155V157L24 158V156ZM54 155V156H53ZM70 155V156H69ZM74 155H76L77 156V161H75L76 159V157H74ZM86 155V156H87ZM91 155V156H90ZM184 155H187L186 156V158L188 157V158H190L191 157V159H187L188 160V163H190V162H192V163H190L191 164V168H189L190 167V164H189V166L186 164H184L183 165V167L182 168H179V166L181 167L182 166V164H183V162H185L186 161V158L184 157ZM237 155L238 154H236V157H237ZM263 155V156H262ZM6 156V157H5ZM48 156V157H47ZM50 156V157H49ZM69 156V157H68ZM72 156H73V159H75V160H73L72 159ZM144 156V158L145 159H143L142 157ZM148 156H149V158H150V160H149V158H148ZM164 156V157H163ZM176 156H177V158H176ZM182 156L184 157L183 158V160H182ZM194 156V157H193ZM229 156V155H228ZM239 156V155H238ZM258 156V157H257ZM259 156H261V157H259ZM10 157H12V158H10ZM16 157V158H15ZM34 157V158H33ZM53 157V158H52ZM84 157V156H83ZM90 157V158H89ZM92 157V158H91ZM98 159H97V158ZM195 159H193V158ZM231 157H232V155H231ZM233 157H235V155H233ZM235 157V158H236ZM18 158H21V159H18ZM36 158V159H35ZM59 158V160L57 161V159ZM72 160V162L73 161H75V162H78V160H79V162H78V164L77 163H75L74 162V164L72 163V162H70L71 160ZM101 158V157H100ZM115 158H117V157H115ZM114 158V159H115ZM179 158V159H178ZM198 158V159H197ZM244 157H242L241 159H243ZM0 159V160H1ZM29 159V160H28ZM34 159V160H33ZM40 159V160H39ZM51 159V160H50ZM53 159V160H52ZM94 159V160H93ZM181 159V160H180ZM199 159H201V160H199ZM209 159V160H210ZM26 160L28 161V163L26 162ZM31 160V161H30ZM37 160H38V162H37ZM69 160V161H68ZM142 160V162H143V160H144V162L142 163V162H140ZM147 162H146V161ZM192 160V161H191ZM198 160L200 161V163H199V165L201 164V166H199L198 165ZM235 160V159H234ZM260 160V161H259ZM262 160V161H261ZM18 161H20V162H18ZM47 161V162H46ZM88 161H90V163H91V165H90V163H86V162H88ZM93 161H95V162H97V163H95V162H93ZM151 162V165H149L150 164V162ZM160 161V162H159ZM164 161V162H163ZM178 161H181V163L182 164H178V163H180V162H178ZM183 161V162H182ZM233 161V162H232ZM34 162H36V163H34ZM59 162V163H58ZM92 162L94 163V164H97V165H99V166H96L95 167V169H96V171L97 170H102V172H100V171H97L96 173L98 174L99 172H100V174H96L95 173V171H94V169H92L93 171H94V173L96 174H92L91 172H93L92 170H90L91 168H92V166H95V165H92ZM140 162V163H139ZM187 162V161H186ZM234 162H236V163H234ZM246 162H247V164H246ZM258 162V163H257ZM1 163V162H0ZM11 163V164H10ZM55 163V164H54ZM86 163V164H85ZM148 163V165H146ZM209 163V164H208ZM215 163H216V165H215ZM220 163V164H219ZM2 164V163H1ZM8 164V165H7ZM24 164H25V166H24ZM31 164V165H30ZM64 164V165H63ZM73 164V165H72ZM103 164H104V162H103ZM131 164H132V167H130L131 166ZM143 164H145L144 166H142ZM170 164V165H169ZM177 164H178V166H177ZM192 164H194V165H192ZM235 164H236V166H235ZM238 164V165H237ZM259 164V165H258ZM39 165V166H38ZM53 165V166H52ZM55 165V166H54ZM58 165V166H57ZM71 165V166H70ZM77 165V166H76ZM120 165V166H121ZM139 165H141L140 167L142 168H140L141 170V172L139 171V174H137L138 172V170H139ZM212 167H211V166ZM252 165H254V167L252 166ZM9 166H10V169H9ZM18 166V167H17ZM149 166V167H148ZM151 166V167H150ZM154 167V170H153V167ZM184 166H188V171L186 170V168L184 167ZM192 166H193V168H194V166H195V168H194V171H192ZM198 168H197V167ZM222 166V167H221ZM224 166V167H223ZM29 167V168H28ZM130 167V168H129ZM147 167V168H146ZM201 167V168H200ZM211 167V168H210ZM240 167V168H239ZM250 167V168H249ZM254 168V169H251V168ZM260 167V166H259ZM1 168V167H0ZM5 168H7V169H5ZM22 168H23V170H22ZM31 168V169H30ZM57 168V169H56ZM71 168V169H70ZM79 168V169H78ZM83 168H85V169H83ZM94 168V167H93ZM124 168V167H123ZM122 168V169H123ZM129 168V169H128ZM133 168H135V172H134V170H133ZM173 168V169H172ZM174 168H176V170H177V173H179V171H178V169H180V174H181V172H182V170H183V172L185 173H183L182 172V175H184L181 179H180V177L179 176H182V175H179L178 174V179L176 178L177 176L175 175L176 173V171H175V169ZM183 168H185V170L186 171H184V169ZM197 168V169H196ZM15 169H17V170H15ZM25 169V170H24ZM118 169V170H117ZM172 169V170H171ZM245 169V170H244ZM248 169V170H247ZM255 169H257V171H259V170H261V172H263V174H257V173H259V172H254L255 171ZM31 170V171H30ZM39 170V171H38ZM61 170V171H60ZM73 170V171H72ZM130 170H133V173H131L132 171H130ZM197 170H200V171H198V173H197ZM204 170H205V172H204ZM211 170V171H210ZM244 170V171H243ZM251 170L254 172V175H256V176H254V175H252L251 174ZM20 173H19V172ZM23 171V172H22ZM24 171L26 172V173H24ZM56 171V172H55ZM58 171V172H57ZM90 172V175H89V172ZM103 171L104 172H107L108 173V175H107V173H106V176H105V173L104 174H101V173H103ZM144 171H145V173H144ZM172 171V174H170L169 172H171ZM174 171V172H173ZM202 171V172H201ZM36 172V173H35ZM48 172H49V176H48ZM148 172H150V173H148ZM200 172V173H199ZM239 174H238V173ZM15 173V174H14ZM59 173H60V175H59ZM119 173V172H118ZM140 173H141V175H140ZM144 173V174H143ZM148 173V174H147ZM157 173H158V175H157ZM167 173H169V174H167ZM174 173V174H173ZM231 173V174H230ZM245 173V174H244ZM256 173V174H255ZM13 174V175H12ZM19 174H21V175H19ZM33 174V175H32ZM55 174V175H54ZM58 174V175H57ZM131 174H136V175H134V176H132ZM161 174H163V175H161ZM212 174V175H211ZM233 174V175H232ZM27 175V176H26ZM77 175V176H76ZM91 175H93V176H91ZM143 175V176H142ZM154 175H157V176H154ZM167 175V176H166ZM173 175V176H172ZM201 175V176H200ZM247 175V176H246ZM252 175V176H251ZM8 176H10V177H8ZM34 176V177H33ZM101 176H102V178H101ZM149 176V177H148ZM170 176H172V177H170ZM174 176H176V177H174ZM207 176V177H206ZM229 178H228V177ZM21 177V178H20ZM40 177V178H39ZM46 177H48V178H46ZM64 177H66V178H64ZM93 177V178H92ZM132 177V178H131ZM156 177V178H155ZM161 177H165V178H163V180L162 179H160ZM166 177H169L170 178V180L169 181H167L166 180ZM209 177V178H208ZM233 177H235V178H233ZM258 177V178H257ZM35 178V179H34ZM52 178V179H51ZM54 178H56V179H54ZM63 178L65 179V181L63 180ZM67 178H69V179H67ZM80 178V179H79ZM82 178V179H81ZM138 178V179H137ZM152 178V179H151ZM172 178V179H171ZM195 178V179H194ZM217 178V179H216ZM245 178V179H244ZM3 179V180H2ZM38 179V180H37ZM72 181H71V180ZM78 179V180H77ZM102 179V180H101ZM107 179V180H106ZM125 179H127V178H125ZM208 179V180H207ZM223 179V180H222ZM250 179V180H249ZM259 179V180H258ZM260 179H261V181H263V183L260 181ZM4 180H5V182H4ZM35 180H36V182H35ZM63 180V181H62ZM80 180V181H79ZM81 180H84V181H81ZM86 180V181H85ZM109 180V181H108ZM116 180H119V183H118V181H116ZM166 180V181H165ZM173 180V181H172ZM181 180V181H180ZM185 180V181H184ZM194 180V181H193ZM240 180H241V182H240ZM257 180L259 181L258 183H257ZM34 181V182H33ZM68 183H67V182ZM103 181V182H102ZM115 181H116V183H115ZM126 181V180H125ZM129 181V180H128ZM127 181V182H128ZM165 181V182H164ZM178 183H176V182ZM179 181L181 182V183H179ZM245 181V182H244ZM247 181V182H246ZM7 182H9V183H7ZM23 182V183H22ZM50 184H49V183ZM54 182V183H53ZM56 182H58V183H56ZM63 182V183H62ZM73 182V183H72ZM93 182V183H92ZM95 182V183H94ZM111 182H113V183H111ZM158 182V183H157ZM167 182H169V183H167ZM249 182V183H248ZM254 182H256V184L254 183ZM261 182V184H259ZM56 183V184H55ZM65 183V184H64ZM74 183H76V185L74 184ZM86 183V184H85ZM99 183V184H98ZM104 183V184H103ZM109 183V184H108ZM165 185H164V184ZM172 183H175V184H172ZM185 183V184H184ZM193 183V185H191ZM201 183V184H200ZM209 183V184H208ZM5 184V185H4ZM15 184H17V185H15ZM31 184V185H30ZM55 184V185H54ZM70 184V185H69ZM71 184H73V185H71ZM88 184V185H87ZM108 184V185H107ZM124 184V185H123ZM145 184V185H144ZM150 184V185H149ZM156 185L157 186V188L159 189H157V188H155V186H154V189L152 188L153 187V185ZM161 184V185H160ZM167 184L169 185H172V186H167ZM186 184H188V185H186ZM225 184V185H224ZM247 184H248V186H247ZM12 185V186H11ZM14 185V186H13ZM20 185V186H19ZM36 185V186H35ZM111 185V186H110ZM151 185H152V187H151ZM177 187V189H175V186ZM202 185V186H201ZM229 185V186H228ZM251 185V186H250ZM261 185V186H260ZM18 186V187H17ZM37 186H39V188L37 187ZM47 186V187H46ZM63 186V187H62ZM95 186V188H93ZM105 186V187H104ZM118 186V187H117ZM125 186V187H124ZM145 186V187H144ZM160 186V187H159ZM174 186V187H173ZM214 186V187H213ZM256 186V187H255ZM13 187V188H12ZM45 187V188H44ZM73 187V188H72ZM92 188V190H91V188ZM108 187V188H107ZM122 187V188H121ZM136 187V188H135ZM161 187H163V189H164V187H171V188H169V190H171L170 192H168V193H165V192H167V190L165 191H163V189L161 188ZM248 187H250V188H248ZM259 187V188H258ZM260 187H262L261 189H260ZM29 188V189H28ZM31 188V189H30ZM37 188V189H36ZM61 188V189H60ZM75 188V189H74ZM80 188V189H79ZM89 188V189H88ZM110 188V190H109V192L107 193V192H104L106 189H109ZM113 188H115V189H113ZM152 188V190H150ZM172 188H174L173 190H175L174 192L172 191ZM188 188V189H187ZM193 188V189H192ZM202 188V189H201ZM209 188V189H208ZM216 188V189H215ZM54 189V190H53ZM69 190V191H67V190ZM101 191H100V190ZM126 189V190H125ZM142 189V190H141ZM166 189V188H165ZM241 189H242V191H241ZM250 189V190H249ZM263 189V190H262ZM62 190H64V191H62ZM124 190V191H123ZM148 190V191H147ZM157 190V191H156ZM217 190V191H216ZM260 190H262L263 191V193H259V192H262V191H260ZM34 191V192H33ZM55 191V192H54ZM57 191H59V192H57ZM88 191V192H87ZM94 193H93V192ZM96 191V192H95ZM107 191V190H106ZM114 191V192H113ZM144 191H146V192H144ZM149 191L151 192L152 191V193H153V191H154V194H150L151 195V198H149V196H148V194H149ZM155 191H156V193L157 194H160V196L159 195H157L156 194V196H155ZM158 191H159V193H158ZM162 191H163V193H165V194H163L162 193ZM201 191H203V192H201ZM239 191V192H238ZM257 191V192H256ZM1 192H3V193H1ZM6 192V193H5ZM9 192V193H8ZM10 192H12L11 194H10ZM87 192V193H86ZM91 192V193H90ZM99 192H101V193H99ZM116 192V193H115ZM123 192V193H122ZM128 192V193H127ZM188 192V193H187ZM251 192H254V193H251ZM32 193V194H31ZM34 193V194H33ZM38 193V194H37ZM53 193V194H52ZM59 193V194H58ZM75 193V194H74ZM97 195H96V194ZM121 193H122V195H121ZM147 193V194H146ZM170 193V194H169ZM181 193H183V194H181ZM194 193V194H193ZM218 193V194H217ZM222 193V194H221ZM229 193V194H228ZM240 193H241V195H240ZM250 193V194H249ZM258 193V194H257ZM12 194H13V196H12ZM21 194V195H20ZM57 194V196H59V197H56L55 195ZM67 194V195H66ZM86 194H88V195H91V198L93 197V199L92 200H94V201H96V202H101L100 200L102 199H106V200H111V201H115V200H117L118 199V201H120V202H118V204H120L121 203V205L122 206H124V205H126V206H128V204L130 205V203L131 204H133L134 203V205H136V202H138L139 203V205L137 206L136 205V207L135 206H133L132 207V210L133 209H135V210H133V212L135 213V214H137V211L138 212H140V213H142L143 215H149V214H153V216L152 217H154V215H155V213H156V217H154L155 219L157 218V221H159L160 220V222H158L159 224H156V225H153V226H155V227H153V226H150V228L151 229H153L154 231V233L153 232H150L149 230H147V228H146V226H144V225H139L137 222H130V224H129V222H127V220L126 219H124V218H121V219H116L115 217L113 218V217H111V216H108V215H103L102 216V214H101V216L99 215H97V214H99L100 212H98V213H96L97 211H94L93 212V210H88V208H78V206H76V203H77V201L81 198V197H84V195H86ZM94 194H95V196H94ZM99 194L101 195V197H99ZM110 194V195H109ZM136 194V195H135ZM163 194V195H162ZM185 194H187V195H185ZM204 194V195H203ZM215 194V195H214ZM8 195V196H7ZM18 195V196H17ZM23 195V196H22ZM24 195H26V196H24ZM49 195H52V196H49ZM61 195H62V197H61ZM73 195V196H72ZM76 195V196H75ZM77 195H78V197H77ZM87 195V196H88ZM93 195V196H92ZM105 195L107 196V197H105ZM146 195V196H145ZM154 195V196H153ZM182 195V196H181ZM199 195V196H198ZM213 195V196H212ZM7 196V197H6ZM15 196V197H14ZM66 196V197H65ZM119 196H122V197H119ZM153 196V197H152ZM162 196V197H161ZM164 196V197H163ZM179 198H178V197ZM201 196H203V198L201 197ZM219 196H221V197H219ZM257 196V197H256ZM14 197V198H13ZM17 197H19V198H17ZM27 197V198H26ZM48 197V198H47ZM86 197V196H85ZM114 197V198H113ZM125 197V198H124ZM149 198L148 200H147V202H145L144 203V205L142 206V204H143V202H141L142 201V199H144L145 200V198ZM155 197V198H154ZM166 197H167V199H166ZM204 197H205V199H204ZM223 197V198H222ZM239 197V198H238ZM248 197V198H247ZM4 198V199H3ZM16 198V199H15ZM37 198V199H36ZM59 198H60V200H59ZM70 198V199H69ZM110 198V199H109ZM136 198V199H135ZM142 198V199H141ZM155 200H154V199ZM35 199V200H34ZM46 199V200H45ZM51 200V202H50V200ZM65 201H63V200ZM72 199V200H71ZM113 199V200H112ZM115 199V200H114ZM134 201H133V200ZM153 199V200H152ZM164 199V200H163ZM203 201H202V200ZM210 199V200H209ZM237 199V200H236ZM8 200H12V201H8ZM23 200H25V201H23ZM31 200V201H30ZM56 200H57V202H56ZM77 200V201H76ZM127 200V201H126ZM140 200V201H139ZM150 200V201H149ZM163 200V202H161ZM190 200V201H189ZM5 201V202H4ZM63 201V202H62ZM67 201V202H66ZM122 201V202H121ZM136 201V202H135ZM187 203H186V202ZM33 202H34V204H33ZM59 202V203H58ZM74 202V203H73ZM128 202H130V203H128ZM188 202H190V203H188ZM196 202L197 203H199V204H197V205H195L196 204ZM233 202V203H232ZM237 202V203H236ZM251 202V203H250ZM254 202V203H253ZM6 203V204H5ZM63 203L66 205V204H68V207H67V205H66V207L67 208H69L70 209V207H72V206H74L75 208H74V210L73 211H65L64 210V206L65 205H63ZM72 203V204H71ZM167 203H169V204H167ZM194 203V204H193ZM213 203H215V204H213ZM257 203V204H256ZM262 203V204H261ZM35 204H37V205H35ZM39 204V205H38ZM69 204H70V207H69ZM124 204V205H123ZM145 204H146V206H145ZM156 204V205H155ZM193 204V205H192ZM201 204H202V207H201ZM46 205V206H45ZM63 205V207H61ZM72 205V206H71ZM141 205V206H140ZM40 206V207H39ZM175 206V207H174ZM177 206V207H176ZM184 206V207H183ZM219 206V207H218ZM231 206H232V208H231ZM257 206V207H256ZM5 207V208H4ZM22 207H23V209H22ZM36 207V208H35ZM56 207V208H55ZM61 207V208H60ZM135 207V208H134ZM160 207H161V209H160ZM181 207V208H180ZM186 207V208H185ZM190 207V208H189ZM199 207H201L202 209H199ZM205 207V208H204ZM227 207V208H226ZM26 208V209H25ZM43 208V209H42ZM63 208V209H62ZM78 208V209H77ZM137 208H138V210H137ZM166 208V209H165ZM176 208V209H175ZM183 208V209H182ZM196 208V209H195ZM239 208V209H238ZM2 209V210H1ZM4 209H5V212H3L4 211ZM6 209H8V210H6ZM10 209V210H9ZM16 209H18V211L16 210ZM56 209H58V210H56ZM66 209V208H65ZM77 209V210H76ZM142 209H143V211H142ZM165 209V210H164ZM171 209V210H170ZM198 209V210H197ZM225 209V210H224ZM38 212H37V211ZM42 210V211H41ZM72 210V209H71ZM153 210V211H152ZM199 210H200V212H199ZM203 210V211H202ZM240 210V211H239ZM9 211V212H8ZM28 211V212H27ZM31 211V212H30ZM64 211V212H63ZM78 211V212H77ZM82 211V212H81ZM164 211H165V213H164ZM190 211V212H189ZM206 211H208V212H206ZM222 211V212H221ZM24 212V213H23ZM69 212V213H68ZM75 212V213H74ZM132 212V213H133ZM147 212V213H146ZM155 212V213H154ZM160 212H161V214H160ZM206 212V213H205ZM258 212V213H257ZM7 213V214H6ZM18 213V214H17ZM21 213V214H20ZM54 213V214H53ZM81 213V214H80ZM91 213H93V214H91ZM146 213V214H145ZM174 213V214H173ZM198 213V214H197ZM260 213V214H259ZM2 214V215H1ZM24 216H23V215ZM52 214V215H51ZM86 214V215H85ZM173 214V215H172ZM243 214V215H242ZM21 217H20V216ZM44 215V216H43ZM51 215V216H50ZM60 217H59V216ZM82 215H83V217H82ZM161 215V216H160ZM162 215H164V216H162ZM210 215V216H209ZM227 215H228V217H227ZM254 215V216H253ZM10 216V217H9ZM13 216L15 217V218H13ZM42 216V217H41ZM66 216H68V217H66ZM167 216H169V217H167ZM171 216H172V218H171ZM184 216V217H183ZM199 216V217H198ZM238 216V217H237ZM243 216V217H242ZM253 216V217H252ZM62 217V218H61ZM108 217V218H107ZM111 217V218H110ZM173 217H174V219H173ZM176 217V218H175ZM189 217V218H188ZM194 218V221H193V218ZM209 217V218H208ZM246 217V218H245ZM250 217V218H249ZM1 218V219H2ZM11 218V219H10ZM158 218H159V220H158ZM180 218H181V220H180ZM204 218V219H203ZM223 218V219H222ZM232 218V219H231ZM243 218H244V221H243ZM13 219H14V221H13ZM113 219V220H112ZM163 219V220H162ZM165 219V220H164ZM170 219V220H169ZM189 219V220H188ZM220 219V220H219ZM21 220V219H20ZM62 220H63V222H62ZM68 220V221H67ZM89 220V221H88ZM96 220V221H95ZM101 220V221H100ZM117 222H116V221ZM186 220H188V221H185ZM191 220V221H190ZM213 220V221H212ZM218 220V221H217ZM239 220V221H238ZM252 220V221H251ZM21 221H23V219L21 220ZM65 221V222H64ZM67 221V222H66ZM81 221V222H80ZM83 221H84V223H83ZM87 221V222H86ZM100 221V222H99ZM108 221V222H107ZM210 223H209V222ZM215 221H217V222H215ZM223 222V224H222V222ZM237 221V222H236ZM251 221V222H250ZM256 222V226L255 225H253V224H255V222ZM16 222V223H15ZM60 222H61V224H60ZM78 222V223H77ZM161 222H162V224H161ZM165 222V223H164ZM167 222H170V223H167ZM180 222V223H179ZM184 222V223H183ZM2 223V224H3ZM7 223H8V225H10V226H8L7 225ZM10 223V224H9ZM108 223V224H107ZM132 223H134V224H132ZM138 224V226H137V224ZM155 223V222H154ZM157 223V222H156ZM174 223V224H173ZM177 223H179V224H177ZM194 223V224H193ZM204 223V224H203ZM221 223V224H220ZM238 223H239V225H238ZM240 223H242V224H240ZM97 224V225H96ZM116 224V225H115ZM164 224V225H163ZM173 224V225H172ZM176 224V225H175ZM197 224V225H196ZM199 224V225H198ZM203 224V225H202ZM209 224V225H208ZM225 224H227V225H225ZM247 224V225H246ZM19 225V224H18ZM115 225V226H114ZM132 225V226H131ZM159 225H161V228L159 227L158 228V226ZM196 225V226H195ZM222 225V226H221ZM231 225V226H230ZM243 225H245V226H243ZM249 225V226H248ZM20 226V225H19ZM62 226H64V225H62ZM112 226V227H111ZM135 226V227H134ZM157 226V227H156ZM163 226V227H162ZM164 226H165V228H164ZM211 226V227H210ZM223 226H225V227H223ZM252 226V227H251ZM263 226H264V224H263ZM262 226V227H263ZM14 227H16L15 229H14ZM117 227V228H116ZM122 227V228H121ZM147 227H149V226H147ZM175 227V228H176ZM207 227V228H206ZM236 227V228H235ZM240 227V228H239ZM114 228V229H113ZM116 228V229H115ZM119 228H120V230H119ZM133 228V231L131 230ZM135 228V229H134ZM140 228V229H139ZM157 228V229H156ZM187 228V229H186ZM222 228V229H221ZM224 228H226V229H224ZM229 228V229H228ZM235 228V230H233ZM238 228V229H237ZM243 228H244V230H243ZM105 229V228H104ZM128 229H129V231H128ZM181 229V230H180ZM199 229V228H198ZM231 229V231H225V230H230ZM4 230H5V232H4ZM131 230V231H130ZM158 230H166L165 231V233H164V231L162 232H160V234H158L159 232H158ZM238 230H241L240 232L238 231ZM247 230V231H246ZM251 230V231H250ZM7 231V232H6ZM124 231V232H123ZM155 231H157V234H156V232ZM249 231V232H248ZM9 232V233H8ZM130 232H132V233H130ZM207 232V231H206ZM227 232V233H226ZM228 232H230L229 233V236H228ZM232 232V233H231ZM236 234H235V233ZM243 232H244V234H247V236L246 235H242L243 234ZM256 233L255 235L254 234H252V233ZM15 234L14 235H20V234H18V233H16V232H14ZM22 233H24V234H22ZM119 233V234H120ZM125 233L127 234V235H125ZM132 234V236H128V235H130V234ZM136 233V234H135ZM164 233V234H163ZM167 233V234H166ZM249 233V234H248ZM257 233H258V235H257ZM6 234L8 235V236H6ZM233 234H235V236H231V235H233ZM251 234V235H250ZM172 235V236H171ZM178 235V236H177ZM227 237H226V236ZM237 235V236H236ZM248 235H250L249 237H248ZM143 236H144V238H143ZM221 236H224V237H221ZM245 236V237H244ZM251 236H253V237H251ZM12 237V236H11ZM110 238L112 237V236H109ZM113 237L111 238V240H113ZM166 239H165V238ZM178 237H179V239H178ZM228 237H230V238H228ZM235 237H236V239H235ZM238 237V238H237ZM12 238H14V237H12ZM156 238H157V240H156ZM181 238V239H180ZM221 238V239H220ZM225 238H228V240L230 241V242H232V243H230L229 241H228V243H224L223 241H225V240H227V239H225ZM259 238H260V240H259ZM152 239V240H151ZM185 239V240H184ZM225 239V240H224ZM234 239V240H233ZM15 240V239H14ZM182 240V241H181ZM221 240H223V241H221ZM17 241H19V243L18 244H16L15 245V247H14V250H13V248H10L9 249V251H3L2 253L0 252V264H7L8 262H3V263H1L2 261H4V260H8V259H12V260H10L9 262H11V261H15V260H17L16 259V257H18L19 255H17L18 254V251L19 250H21V248H24V247H22V245H21V243L23 244L24 242L23 241H21V240H17ZM135 241V240H134ZM159 241V242H158ZM165 241V242H164ZM263 241V242H262ZM151 242V243H150ZM161 242V243H160ZM179 242V243H178ZM200 242V241H199ZM225 242H227V241H225ZM235 243H236V241H234ZM171 243V244H170ZM203 243H204V246H203ZM222 243V244H221ZM224 243V244H223ZM154 244V245H153ZM175 244V245H174ZM179 244V245H178ZM183 244V245H182ZM245 244H247V243H245ZM245 244L244 243H242V248H245L246 250L247 249H249V248H252V246L254 247V245H251V244H247L246 246H245ZM20 245V246H19ZM207 245H211V246H207ZM220 245V246H219ZM223 245V246H222ZM249 245H251V246H249ZM16 246H18V247H16ZM167 246V247H166ZM179 246V247H178ZM200 246V247H199ZM207 248H206V247ZM224 246H226V247H224ZM233 246H235V245H233ZM239 246V245H238ZM236 247L235 246V248H237V249H240L239 247ZM245 246V247H244ZM248 246V247H247ZM190 247V246H189ZM211 247V248H210ZM110 248V247H109ZM151 248V249H150ZM163 248H164V252H165V250H166V253L164 254L163 253ZM169 248H170V250H169ZM158 249V250H157ZM162 249V250H161ZM206 249V250H205ZM13 250V251H12ZM147 250V251H146ZM155 250V251H154ZM156 250H157V252H156ZM162 252H161V251ZM172 250V251H171ZM1 251V250H0ZM15 252V253H17L16 255V257H12V256H15V253H12V252ZM171 251V252H170ZM201 251V253H203ZM248 251V250H247ZM145 252V253H144ZM3 253H5V254H3ZM10 253H12V254H10ZM152 253V254H151ZM170 253V254H169ZM147 254V255H146ZM155 254V255H154ZM3 255V256H2ZM5 255V256H4ZM140 255V256H141ZM143 255H145V256H143ZM152 255H153V257H152ZM156 256H158L157 258H156ZM149 257V258H148ZM155 257V258H154ZM144 260H143V259ZM145 258L147 259V260H145ZM151 258V259H150ZM152 258H154V260H152ZM157 259V260H156ZM167 259H169V258H167ZM19 260V262L17 263V261H15L16 263H14V261H13V263L14 264H20L21 263V261L22 260H20V259H18ZM155 260H156V262H155ZM25 261V260H24ZM147 261V262H146ZM167 261V260H166ZM165 261V262H166ZM30 262V261H29ZM141 262H143V263H141ZM23 263V262H22ZM25 264V263H24ZM164 264V263H163ZM165 264H167V262L165 263Z\"/></svg>","mask_w":264,"mask_h":264},{"label":"crops","instance_id":"0c3cea01","mask_svg":"<svg viewBox=\"0 0 264 264\" xmlns=\"http://www.w3.org/2000/svg\"><path fill=\"white\" fill-rule=\"evenodd\" d=\"M36 218H37V217H30V221H31L32 219H35V220H36ZM39 219H42V218H37V220H36L37 223L32 222V221H31V222L34 223L35 226H36L37 224H38V226H41L42 222H41V220H39ZM47 219L49 220L50 218H47ZM52 219H53V216H52V218H51L49 221H47L46 218H45L44 221L46 220V222H45V224H42V226L40 227V229H38V228H39L38 226H37L38 228L36 227L37 229H36V228H35V229L32 228V227H35V226H27V229L29 230V232H31V231H32V233L34 232V235L31 234V236H34V237H32V238H34V239H32L33 244H32V242H31L30 244H31V245H36V248H37V246H39V249H40V248L42 249V250H41V251H42V252H41L42 254H43V252H45V251L47 252L46 249H50V248L47 247V246H45L46 244L44 245V243H43L44 240L42 241V240L40 239V237H38V236H39V234L41 233V231L43 230V228H44L43 226H44V225L46 226V225L48 224L47 222H50ZM42 221H43V220H42ZM53 221H55V219H54ZM23 222H24V221H23ZM25 222H27V221H25ZM25 222H24V223H25ZM28 222H29V221H28ZM28 222H27V223H28ZM51 222H52V221H51ZM55 222H57V220H56ZM55 222H54V223H55ZM15 223H16V222H15ZM27 223H26V224H27ZM32 223H29V225H32ZM43 223H44V222H43ZM46 223H47V224H46ZM57 223H58V226H59V222H57ZM57 223H55V224L57 225ZM18 224H20V222H19ZM18 224L16 223L17 226H19ZM50 224H52V225H50ZM50 226H53V223H49V226H46V227H49V228H50ZM54 227H55V225H54ZM25 228H26V227H25ZM41 228H42V230H41ZM146 228H147V230H149L150 232H153V231H154L153 229H151V228H149V227H146ZM46 229H47V228H46ZM59 229H60V228H59ZM40 230H41V231H40ZM47 230H49V229H47ZM44 231H45V229H44ZM53 231H54V230H53ZM47 232L52 233V230H49V231H47ZM47 232L45 231V236H47V235H46ZM35 233H36V234H35ZM47 234H48V233H47ZM40 235H42V234H40ZM18 236H20V237H18ZM25 236H26L25 234H24V236H22V235H16V236H15L16 238H15V237H14V238H15L16 240H21V241L24 242V239L26 238ZM28 236H29V234H28ZM31 236H30V237H31ZM45 236H44V239H45ZM20 238H21V239H20ZM42 238H43V237H42ZM46 238H47V237H46ZM22 239H23V240H22ZM26 239H27V238H26ZM30 239H31V238H30ZM28 240H29V237H28ZM45 242H47V240H45ZM21 244H22V243H21ZM22 245H23V247H26V245H28L27 242H26V240H25V242H24ZM54 245H55V244H54ZM28 246H29V245H28ZM31 247H32V246H30V248H31ZM51 247H52V245H51ZM27 248L29 249V247H27ZM34 248H35V247H34ZM36 248H35V249H36ZM45 248H46V249H45ZM56 248H57V245H56ZM56 248H55V249H56ZM52 249H53V247H52ZM117 249H118V248H117ZM31 250H33V249L31 248ZM50 250H51V249H50ZM56 250H57V249H56ZM52 251H53V250H52ZM110 251H112V250H110ZM116 251H117L116 249H115V253H114V251H112V252H113V255H114V254L117 255V253H121V254H123V252H122V251L120 252L119 249H118L117 253H116ZM39 253H40V252H39ZM52 253H53V252H52ZM42 254H41V256H37L36 260H40L41 257H42ZM54 254H56V253L54 252L53 255H54ZM39 255H40V254H39ZM56 255H58V254H56ZM111 255H112V253H111ZM113 255H112V257H113ZM118 255H120V254H118ZM123 255H125V254H123ZM51 256H52V254H51ZM54 256H55V255H54ZM38 257H39L40 259H38ZM59 257H60V256H57L56 258L59 259ZM121 257H122V255L120 256V258H121ZM123 257H125V258H123ZM123 257H122V258L125 259L124 262H123L121 259L119 260V256H118V258H117V257H114L113 260H111V257L109 256L108 258H110V262H111V263H109V264H112V263H113V264H117V263H118V264H119V263H120V264H133V261H131L132 259H129L126 255L123 256ZM126 257H127L128 259H126ZM51 258H52L53 260H52ZM51 258H50V256H49V258H48L49 260L51 259V263H53V261H54V263H56V261H58L55 257L53 258V256H52ZM60 258H61V257H60ZM115 258H117L119 261H117ZM48 259H47V260H43V259H41L40 264H43V262L46 263V264H50V263H47ZM55 259H56V260H55ZM104 260H106V258H102V261H104ZM108 260H109V259H107V261H108ZM34 261H35V260H33V263H35ZM37 262H38V264H39V261H37ZM37 262H36V263H37ZM48 262H50V261H48ZM59 262H61V259H60ZM104 262H105V261H104ZM104 262H103V263H104ZM54 263H53V264H54ZM57 264H60V263L57 262ZM101 264H102V263H101ZM104 264H105V263H104ZM106 264H108V263H106ZM151 264H153V263H151Z\"/></svg>","mask_w":264,"mask_h":264}]
</instances>
